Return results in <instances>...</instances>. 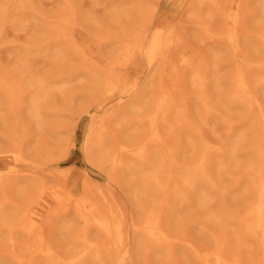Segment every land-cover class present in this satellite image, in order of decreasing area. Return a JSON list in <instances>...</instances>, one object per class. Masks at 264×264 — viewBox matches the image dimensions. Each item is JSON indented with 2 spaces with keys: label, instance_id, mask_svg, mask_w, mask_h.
Returning <instances> with one entry per match:
<instances>
[{
  "label": "bare ground",
  "instance_id": "obj_1",
  "mask_svg": "<svg viewBox=\"0 0 264 264\" xmlns=\"http://www.w3.org/2000/svg\"><path fill=\"white\" fill-rule=\"evenodd\" d=\"M6 1V0H5ZM10 1V0H9ZM12 1V0H11ZM16 1H18V0H15V2H13L15 5L14 6H16ZM29 1V0H28ZM63 2H60L59 0H58V2L59 3H64V5H59V3H57L58 5V7L56 8L57 10H59V6H62L61 8H62V10H61V8H60V10H61V14H60V16H59V13L58 14H56L58 17H59V19L58 18H56V16H55V19L56 20H59V22L60 23H62L61 25H62V28H63V30H62V32H61V29L62 28H60V26H59V31H60V38L59 39H61L60 41H59V39H58V37L59 36H57L58 34H57V32H59V31H55L54 33L55 34H57L56 35V39H58L57 41H59V42H62V43H60V44H63V46H61V48H62V51H63V54H65L64 52H67L68 51V53L66 54L67 56H68V54L70 53V54H72L73 55V59L74 58H76V59H78L79 60V62H81V64H79L80 65V72H82L83 71V77H84V79H85V81H84V79H82V78H77L78 76H79V70H76V71H71L70 70V73L71 74H69V75H71V76H73V73H74V75H77V81H78V79H79V81L80 80H82V85H86V86H91V88H89V91H88V89H87V87H85V89L87 90V93H84L85 95H83V96H86V94H88V96L87 97H89V100L92 102V105H93V109L95 110V111H100L101 112V114L99 115L100 117H95V121L93 122V125L92 126H90L89 127V129H88V131H87V138L85 139V150H84V152L88 155L89 154V152L92 150V149H94V150H96V151H98V153L96 154V155H98L99 154V158H101V157H103V163L104 162H106V164H108L109 163V165H111V169L112 168H114L115 169V171H116V169L118 170V167H122V166H124L125 165V156L126 155H133L134 157H135V159L133 160V165L132 166H136V171H138L139 172V175H140V181L141 182H143V183H145V185L146 184H151L152 186H151V189H152V187H153V189H155L156 191L158 190V191H162V190H164V191H168V190H170V187L172 188V186H173V184L174 183H176L175 181H174V183H172L171 181H173V180H175V179H177V181H179V182H177L176 184L178 185V183H180V184H182L183 186L182 187H184V193H185V191H186V193L185 194H182V187L180 186L179 188H180V192H181V194H182V196H181V199H186V201L187 200H189L188 198H186L187 196L186 195H188L189 193V195L191 196V192H194L196 195H198V198H197V196H195V198H197L198 200H194V199H192L193 197H191V199L193 200V201H200L199 202V206L203 209V210H206V206L208 207L209 205V197H208V193L206 194L205 193V190H204V192H203V188H208L210 191H212V194L214 193H216V192H214V191H217V187L218 186H216V184H218V182H214L213 180H215V179H212V177H214V176H211V175H213V174H211V173H209V168H210V165H211V160H212V158H211V154H212V152H213V155L215 156V154H214V151H215V153H217L218 151H219V149H220V151H219V153H220V155H219V159H218V163H216V165L218 164L219 166H221L222 167V165L226 162V159L228 158V156L230 155V154H232V153H234L236 150H237V146H238V144L239 143H241V142H243V140L244 139H246L247 138V140H248V138H249V140H248V151L251 153V155H252V157L254 158H252L253 160H251L250 159V161H247V163H244V164H242V165H239V167L240 168H238V169H240L239 170V173H238V176H233V177H231V179H230V177H229V179L230 180H233V182L234 183H240L239 181H240V179H242V180H244V182L243 183H245V185H244V188H243V186L241 187V189L243 188L244 189V191H241V192H243V194H244V192L248 195L249 194V200H248V202H246V205H244V207H242L241 206V213H238V214H240V218L238 217V221H239V224H238V227L236 228V234H238V235H240V238L238 237V239H239V241L236 243L237 245H239V244H243V246L245 245V244H247V245H249L248 246V249L251 251L252 249L250 248V246L252 247V246H255L256 248H257V250H258V254H259V257H260V264H264V110L262 109V108H258L257 110L259 111V112H255V113H253V111L254 110H256V106H255V103H253L252 102V100L249 98V90H255L256 89V91H257V89L258 88H254L255 86L257 87V86H261L262 88H263V90H264V27L258 32V33H256V34H254V35H251V36H246L245 37V39H244V41L245 42H243V43H248V44H254L253 46H254V48H255V50H256V52L255 53H259L258 55H257V57L260 55V58L257 60V61H247V62H245V63H243V66H241L240 68L239 67H237V66H234L231 70H230V74H228V78L226 79V85H227V91H226V94H224L225 96H223L224 97V101L222 102V101H219V100H217L218 101V103H220V102H222L221 104H218V105H220V106H218V111H219V114L220 113H222V112H224V111H226V110H224V109H226L227 108V106H229V105H237V106H239V107H241L242 109H240V110H243V113L245 114V116H246V119H245V122H246V129H245V131H243V132H239V133H234V131L232 130V127H229V130L227 131V134H228V138L229 139H231L232 140V144H231V147L230 146H228L229 148H231L232 150H230V154L227 156V158H226V156H225V153H224V151H222L221 149L222 148H215L214 146H213V144H214V142H213V144H212V140H211V142L209 141V139H211V138H209L208 139V137H206V135L203 133L202 134V130H200L201 129V127H203V125H204V123H207V119H209V117H215L216 116V119L217 118H219L220 119V117L221 116H217V114H216V111H217V107H214V105L212 104V102H211V99H210V96L207 94V90H208V88H207V84H208V81L206 80V76H205V71H204V66H203V62H205L204 60H206V59H202L203 58V56L202 57H199L197 54H196V49H195V51H194V49H193V47H190L189 46V44H188V42H187V40L185 39V37H184V26L185 25H182L183 24V20H177V21H174L175 20V18H171V12L168 10L167 12L165 11L164 13H159L158 15H156V16H154L155 14V12L156 11H154V10H156L155 8L154 9H152V8H147V9H143L142 7H139V6H137V8H135V10H134V8H133V10L135 11V12H138L137 14H136V20L133 22V23H131L130 21L128 22H126V18H127V16H125V17H123L122 18V20L121 21H125V22H123V23H125L126 25H123L119 20H117L118 18H120L121 16H122V14L123 15H128V14H126L124 11H126V10H124V8H123V13H121L118 9H115L114 8V11H111V10H109V12L112 14V12H113V16H115V15H117V17H115L116 19L115 20H113V21H116V22H114V25L112 24V26L110 25V27H107V26H105V27H107V29H105V32L104 33H102V27H100V26H103V25H101L100 23V21H96V23L98 22L99 23V28H101V31L99 32V33H101V34H98V31H97V29H95L96 31H97V33L95 32V31H91V29H90V31L92 32V35H93V44H95V49L97 50L96 52L95 51H93V47H92V44H88V43H86V41H83V42H80L79 44H78V42H77V38H76V36L75 35H68L66 32V29L68 28V26L70 27L71 26V24L72 23H74V21L76 20L77 21V13L78 12H81L80 10H78L77 11V9L75 8V7H73L74 5H72L71 4V6L69 5H65V4H70V3H68L67 1H71V0H62ZM113 1V0H112ZM117 1H119V0H117ZM122 0H120V3H123V2H127L126 0L124 1L123 0V2H121ZM261 1H264V0H261ZM22 2V1H21ZM24 3H25V0L23 1ZM179 2H183L184 3V5L186 6L185 8H186V10H188L189 12H192L193 14H195V16L198 18V24H196L197 26H198V29H199V34H200V36L201 37H205V38H207V40L205 39V41H208L210 44H211V47H212V49H214L213 48V46L212 45H219L220 46V44L219 43H224V41H229L231 44H232V47L234 48V47H236V51H237V43H236V39H235V34L237 33V31L239 30V28L241 27V24H243L244 23V20H247L248 18H246L244 15L245 14H247L245 11L246 10H244V3H241V2H237V0H225V1H222V0H172V3L174 4L173 6H175L177 3H179ZM0 3H1V1H0ZM3 3H4V0H3ZM12 3V2H11ZM11 3H9V2H7V4H11ZM18 3V2H17ZM29 3H30V1H29ZM72 3V2H71ZM112 3H114V1L112 2ZM116 3V2H115ZM263 3V2H262ZM5 4V3H4ZM3 4V6H5V5H7V4H5L4 5ZM24 5L23 3H20L19 5L21 6V9L23 8L22 7V5ZM117 4V3H116ZM264 4V3H263ZM1 5H2V3H1ZM8 5V6H9ZM19 5H18V7H19ZM27 6L29 5V4H26ZM120 6H121V4H119ZM126 5V4H125ZM166 5V4H165ZM3 6H2V9H4L3 8ZM123 6H124V3H123ZM122 6V7H123ZM173 6H171V7H173ZM1 7V6H0ZM12 7V5H10V8ZM26 7V6H25ZM116 7H118L117 5H116ZM14 8H16L17 9V7H13V9ZM26 8H28V7H26ZM77 8H79V7H77ZM109 8H112V5H111V7H109ZM125 8H128L127 6L125 7ZM1 9V8H0ZM19 9H20V7H19ZM18 9V10H19ZM55 9V10H56ZM130 8H128L127 9V11L129 10ZM132 9V8H131ZM141 9V10H140ZM15 10V9H14ZM23 10V9H22ZM22 10H20V11H22ZM29 11H32L31 10V7H29V9H28ZM139 10H140V12H139ZM16 11V10H15ZM25 11H27V9L25 10H23L22 11V13H24ZM33 11H34V9H33ZM32 11V12H33ZM132 11V10H131ZM154 11V12H153ZM261 11H262V9H261ZM55 12V11H54ZM109 12L107 13L108 14V16H107V18L108 17H110L111 15H109ZM203 12H206V15L205 16H207V19L206 20H203V18L205 19L206 17H202V18H200L201 17V14L203 13ZM252 12V11H251ZM260 12V11H259ZM262 12H264V11H262ZM0 13H3V12H1L0 11ZM21 12H20V15L22 14ZM28 13V15H29V12H27ZM34 13V12H33ZM47 13V12H46ZM56 13V12H55ZM82 13V12H81ZM125 13V14H124ZM128 13V12H127ZM134 13V12H133ZM191 13V14H192ZM5 14V13H4ZM26 14V13H25ZM35 14V13H34ZM42 14H44V13H42ZM51 14H54V13H51ZM131 13H129V15H130ZM252 14H255V13H252ZM252 14H250L249 13V15H252ZM261 14V13H260ZM23 15V14H22ZM22 15H21V17H22ZM32 14H30L29 16L32 18V16H31ZM47 15H49V14H47ZM79 15V14H78ZM81 15V14H80ZM83 15V14H82ZM128 15V16H129ZM249 15H248V17H249ZM258 16H260L259 14H257ZM262 15H264V13H262ZM261 15V16H262ZM24 16H27V15H24ZM23 16V17H24ZM29 16L27 17V19H24V18H20V16H19V18H20V20L19 19H17V20H19V21H21L20 23H22V19H24L25 21L27 20V21H29L28 20V18H29ZM53 16V15H52ZM84 16V15H83ZM89 16V15H88ZM87 16V17H88ZM119 16V17H118ZM215 16H217V17H219L220 18V20H221V24H223L222 25V28L221 29H219V30H217L215 27L218 25H216L215 27H214V24L217 22V20H216V22L212 25V17H215ZM254 16V15H253ZM0 17H3V14L1 15L0 14ZM5 17V16H4ZM7 17V16H6ZM5 17V18H6ZM43 17V16H42ZM41 17V18H42ZM79 18L80 17H82V16H78ZM86 17V16H85ZM86 17V18H87ZM106 17V16H105ZM112 17V16H111ZM217 17H215V18H217ZM250 17H252V16H250ZM35 18V17H34ZM33 18V19H34ZM43 18H45V17H43ZM49 18H52L51 16L49 17ZM54 18V17H53ZM53 18H52V20H53ZM89 18V19H88ZM87 19H85L86 21L87 20H90L91 21V16H89ZM107 18H105V20L109 23V20L111 19H109V20H107ZM113 18V17H112ZM252 18H254V17H252ZM261 17H259V21L260 20H262V19H260ZM263 18V17H262ZM4 19V18H3ZM15 19V18H14ZM13 18H12V20H10V21H12V22H16L17 20H14ZM36 19V18H35ZM53 20V21H56V20ZM83 19V20H84ZM93 19V18H92ZM200 19H202V20H200ZM5 20H7V18L5 19ZM14 20V21H13ZM31 20V19H30ZM46 20H47V18H46ZM46 20H43L44 22L46 21ZM82 19H79V21H81ZM104 20V19H103ZM104 20V21H105ZM127 20H129V18H127ZM197 20V19H196ZM254 20V19H253ZM263 20H264V18H263ZM3 21V20H2ZM32 21H34V20H32ZM49 21V20H48ZM51 21V20H50ZM49 21V22H50ZM79 21H78V23H79ZM86 21H83L84 22V25H87V23H88V21H87V23L85 24V22ZM89 21V22H90ZM93 21V20H92ZM91 21V22H92ZM106 21H105V23H106ZM111 21V20H110ZM112 21V22H113ZM257 21V20H256ZM3 22H5V21H3ZM7 22V21H6ZM14 22V23H15ZM18 22V21H17ZM82 22V21H81ZM80 22V23H81ZM93 22H95V21H93ZM190 22V21H189ZM213 22H214V20H213ZM219 22V21H218ZM248 22V21H247ZM255 22V21H254ZM0 23H1V21H0ZM20 23H18L19 25H20ZM24 23V22H23ZM22 23V24H23ZM43 23V22H42ZM47 23V22H46ZM55 23V22H54ZM97 23V24H98ZM103 23V22H102ZM131 23V24H130ZM253 23V22H252ZM16 24V23H15ZM90 24V23H89ZM92 24V23H91ZM90 24V25H91ZM195 24V23H194ZM250 24H251V22H250ZM255 24H256V22H255ZM258 24H259V22H258ZM257 24V25H258ZM262 24V23H261ZM44 25H46V24H44ZM43 25V26H44ZM57 25H59V24H57ZM73 25V24H72ZM75 25H78L77 24V22L73 25V26H75ZM93 25V24H92ZM92 25H91V27H92ZM220 25V24H219ZM248 25V24H247ZM263 25V24H262ZM1 26V25H0ZM12 26V25H11ZM14 26V25H13ZM17 26V25H16ZM16 26H14V27H16ZM23 26V25H22ZM36 26V25H35ZM94 26V25H93ZM98 26V25H97ZM186 26H188V25H186ZM191 28L193 27V25L191 26V24L189 25ZM243 26V25H242ZM251 26L253 27V25L251 24ZM256 26V25H255ZM264 26V25H263ZM3 27V26H2ZM20 27V26H19ZM37 27V26H36ZM36 27H34V28H32V29H34L35 30V28ZM48 27H51V26H47V28ZM54 27H56V25H54ZM78 27V26H77ZM80 27V26H79ZM78 27V28H79ZM95 27V26H94ZM104 27V26H103ZM260 27H262V26H260ZM23 28V27H22ZM45 28V27H44ZM47 28L46 29H44L45 31L47 30ZM71 28V27H70ZM74 28V27H73ZM76 28V27H75ZM93 28V27H92ZM187 28V27H186ZM193 28H196V27H193ZM244 28V27H243ZM0 29H2V28H0ZM15 29V28H14ZM16 29H18L17 27H16ZM42 29H43V27H42ZM42 29H39V31H42ZM52 29V28H51ZM50 29V30H51ZM56 29H57V27H56ZM82 29V28H81ZM85 29V28H84ZM252 29V28H251ZM34 30H32L33 32H34ZM48 30H49V28H48ZM54 30V29H53ZM68 30V29H67ZM92 30H94V29H92ZM104 30V29H103ZM2 31V30H1ZM1 31H0V33H1ZM73 31V30H72ZM79 31V30H78ZM77 31V32H78ZM90 31H84V33H85V36L86 37H88L87 36V32H89L90 33ZM240 31V30H239ZM34 33H36V31L34 32ZM37 33H39L38 31H37ZM42 33V32H41ZM41 33H39V34H41ZM43 33H45V35H47L48 34V31H47V34H46V32H43ZM69 33V32H68ZM79 33V32H78ZM245 33V32H244ZM54 34V35H55ZM71 34H73V33H71ZM196 34V33H195ZM242 34V33H241ZM42 36H43V34H41ZM41 35H39V36H41ZM45 35L43 36V37H45ZM49 35H51V34H48V36ZM54 35H52V36H54ZM91 35V34H90ZM243 35H246V34H243ZM32 36V35H31ZM199 36V35H198ZM42 37V38H43ZM83 37V36H82ZM188 37V36H187ZM190 37V36H189ZM195 37H196V35H195ZM194 37V38H195ZM242 37V36H241ZM38 38V37H37ZM37 38L35 37V40H37ZM51 38V37H50ZM84 38V37H83ZM30 39H32V38H30ZM39 39V38H38ZM53 39V38H52ZM56 39H55V42H57L56 41ZM81 39V38H80ZM79 39V40H80ZM188 40H189V38H187ZM197 39V38H196ZM242 39V38H241ZM35 40H33V42L35 41ZM44 40H45V38H44ZM48 40V39H47ZM50 40V39H49ZM48 40V41H49ZM192 40L193 39H191V42H192ZM198 40V39H197ZM201 40H204V39H201ZM239 40V39H238ZM47 41V42H48ZM194 41H196V40H194ZM30 42V41H29ZM31 42H32V40H31ZM30 42V43H31ZM32 42V43H33ZM35 42H37V41H35ZM77 42V43H76ZM189 42H190V40H189ZM190 42V43H191ZM202 42V41H201ZM46 43V42H45ZM195 43V42H194ZM193 43V44H194ZM208 43V44H209ZM241 43V42H240ZM42 44H44V43H42ZM48 44V43H47ZM55 44V43H54ZM53 43H52V45H54ZM58 42H57V46H58ZM207 44V43H206ZM247 44V45H248ZM28 45V44H27ZM33 45V44H32ZM35 45V44H34ZM33 45V46H34ZM36 45H38V44H36ZM52 45H49V47L50 46H52ZM56 45H54V46H52V47H54L55 48V46ZM110 46V47H112V49H113V51L111 52L112 53V55H111V58L109 57H105V55L102 53V48H103V50H104V46ZM226 45V44H225ZM244 45V44H243ZM32 46V47H33ZM42 46V45H41ZM56 46V48H58ZM193 46V45H192ZM240 46V45H239ZM251 46V45H250ZM27 47V46H26ZM25 47V48H26ZM52 47H51V49L50 50H52ZM208 47V46H207ZM241 47V46H240ZM239 47V48H240ZM246 47H248V49H249V46H246ZM24 48V49H25ZM44 48H46V45H45V47H43L42 49H44ZM47 48H48V46H47ZM197 48V47H196ZM243 48V47H242ZM28 49V48H27ZM38 49H40V48H38ZM41 49V51H43ZM109 49V47H107V50ZM199 49V48H198ZM197 49V50H198ZM202 49H203V47H202ZM207 49V48H206ZM220 49V48H219ZM247 49V50H248ZM253 49V48H252ZM45 51H46V49H44ZM48 50H49V48H48ZM48 50L46 51V53L48 52ZM58 50H61L60 49V47H59V49ZM105 50H106V47H105ZM217 50V49H216ZM216 50H213V53H214V51H216ZM225 50V49H224ZM243 50H245V48L243 49ZM243 50H241V52H243ZM255 50H253V51H255ZM30 51H31V49H30ZM56 51V49H53V52H55ZM111 51V50H110ZM202 50H200L199 52H201ZM222 51V49L221 50H219V52H217L218 54L219 53H223L224 54V52H221ZM29 52V51H28ZM39 52H40V50H39ZM209 52H211L210 51V48H209ZM44 52H42V53H40L42 56L43 55H45V54H43ZM50 54L52 53V52H49ZM58 53V52H57ZM60 53H62V52H60ZM60 53H58L57 55H59V56H61V54ZM105 53H106V51H105ZM108 53V52H107ZM107 53H106V55H107ZM110 53V54H111ZM254 53V54H255ZM53 54V53H52ZM70 54H69V56L68 57H70ZM109 54V53H108ZM109 54V55H110ZM209 54H211V53H209ZM216 54V53H215ZM222 54V56H224L223 58H225L226 56V52H225V55H223ZM54 55V54H53ZM56 55V54H55ZM55 55H54V57H55ZM65 55V56H66ZM208 55V54H207ZM242 55H244V53H242ZM252 55V54H251ZM25 56V55H24ZM24 56H23V63H25L24 62ZM46 56H48L47 54H46ZM45 56V57H46ZM52 56V55H51ZM209 56V55H208ZM213 56V55H212ZM214 56H216V55H214ZM214 56L212 57L213 59H212V63H213V61H214ZM218 56H220V54L218 55ZM218 56H216V57H218ZM254 55H252L251 57H253ZM53 57V56H52ZM53 57V58H54ZM62 57V56H61ZM67 57V58H68ZM246 57V56H245ZM254 57H256V56H254ZM22 58V57H21ZM21 58H19V60L21 61V63L19 62V65L20 64H23L22 63V59ZM26 58V57H25ZM44 58V57H43ZM47 58V57H46ZM48 58H50V56L48 57ZM67 58H65V57H63L62 59H60L61 61L63 60V59H65L67 62H68V60H67ZM226 58H228V55H227V57ZM229 58H230V56H229ZM247 58V57H246ZM56 59H57V57H56ZM72 59V58H71ZM70 58H69V60L70 61H74V63L75 62H77V61H75V60H71ZM144 59V62H142V65H143V68H141L140 67V61L141 60H143ZM217 59H219V58H217ZM220 59H221V57H220ZM219 59V60H220ZM251 59V58H250ZM18 59H17V61H16V63L18 64V61H19ZM47 60V64L50 62L51 63V61H49L50 59H46ZM45 60V61H46ZM59 60V57H58V60H56V61H53V59H52V61L55 63V65L57 64V61H59L58 62V65H59V63H60V65L61 66H57V67H62V65L63 64H65L63 61L61 62ZM211 60V59H210ZM216 60V59H215ZM219 60H218V63H219ZM248 60V59H247ZM252 60V59H251ZM28 61V60H27ZM49 61V62H48ZM233 61H235V60H233ZM66 62V63H67ZM78 62V63H79ZM214 62H216V61H214ZM27 63V62H26ZM26 63H25V65H26ZM29 63V62H28ZM27 63V64H28ZM61 63H63V64H61ZM69 63H71V65H72V62H69ZM73 63V64H74ZM78 63L77 64H74L73 66H75V65H78ZM211 63V65H212V67H213V64ZM218 63H217V65H218ZM221 63H222V61H221ZM220 63V64H221ZM226 63V62H225ZM224 63V64H225ZM16 64V65H17ZM208 64V63H207ZM223 64V63H222ZM221 64V65H222ZM224 64L222 65L224 68H225V70H226V68H227V72H228V66L226 67V64H225V66H224ZM230 64H232L231 62H230ZM19 65H17V69H18V67H21V65L19 66ZM29 65H30V63H29ZM50 65V64H49ZM53 65V64H52ZM52 65L51 66H49V69H50V72H51V70L53 69V67H52ZM71 65H64V67L66 66H68V68H70V66ZM79 65H78V67H79ZM204 65H205V63H204ZM210 65V64H209ZM208 65V66H209ZM210 65V66H211ZM24 66V65H23ZM28 66V65H27ZM209 66V67H210ZM256 67L259 71H258V74L257 75H253L252 77H249L248 76V74H247V71H246V69L248 68V67ZM25 67V66H24ZM51 67V68H50ZM55 67V66H54ZM56 67V72L55 73H57V72H59L60 70L58 69ZM63 67V68H64ZM214 67L216 68V67H218V66H216L215 65V63H214ZM214 67H213V69H214ZM220 67V66H219ZM23 68V67H22ZM222 68V67H221ZM223 68V69H224ZM27 69L29 70H31V68H29V67H27ZM49 69L48 68H46V70L48 71V74H47V72L46 71H43V73L42 74H44V72H46L44 75V77H46L47 75H48V77H49ZM61 69V68H60ZM71 69H73V68H71ZM128 69H135V70H138V69H140V72H142V75H141V77L144 75L145 77H146V75H147V72H148V74L149 73H151L152 74V72H153V77H152V75H151V77L150 78H152V79H150V85H149V87H148V84L147 83H149V80L147 79V81L148 82H146V84H147V87H148V89L149 90H147V88L146 89H143V91L140 89L138 92L139 93H137V89H138V83L140 82L139 80L141 79V77H135V79L134 80H132V82H127V77L123 74V73H121V72H126V73H128ZM218 69L219 68H216L215 70L217 71V73L218 72H220L221 70H219L218 71ZM12 71H14L13 69H11ZM11 70L9 71V72H11ZM19 70H21V71H25L26 70V68H23V69H19ZM248 70V69H247ZM253 70V69H252ZM252 70H250V71H252ZM1 72H0V75L2 74L3 75V73L5 72V71H7V70H3V73H2V70H0ZM15 71H16V69H15ZM14 71V72H15ZM21 71H19V72H21ZM62 72L64 71L65 72V70L64 69H62L61 70ZM133 71V70H132ZM152 71V72H151ZM184 71V72H183ZM214 71V70H213ZM249 71V70H248ZM249 71V72H250ZM14 72H12V74L14 73ZM18 72V74H21V73H19ZM25 72H27V70L25 71ZM24 72V73H25ZM54 71L52 70V73H53ZM67 72V71H66ZM139 72V73H140ZM6 74V76L4 75V77H5V79L7 78V77H9V78H7L8 79V82H9V79H10V76H8L7 74V72H5ZM24 73H22V76L24 75ZM78 73V74H77ZM137 73V72H136ZM135 73V74H136ZM223 73V70H222V72H221V74ZM251 74H253L254 72H250ZM12 74H9V75H11V78L13 77V79H15L14 80V82L17 84L18 82L21 84V82L18 80V82H16L17 81V78L18 79H20L19 77L21 76H19L17 73V75L18 76H16V77H14L15 76V73H14V75L12 76ZM26 74V73H25ZM27 74H31V73H27ZM47 74V75H46ZM54 74V73H53ZM52 74V75H53ZM61 73L59 72V75H60ZM129 74V73H128ZM127 74V75H128ZM188 74V75H187ZM220 73H219V75H221ZM225 71H224V73H223V78H224V76L225 77H227L226 75L227 74H225ZM250 74V75H251ZM261 74H262V76H261ZM1 75V76H2ZM38 76H40L39 74H37ZM52 75L50 74V76L52 77ZM57 75V74H56ZM55 74H54V76H56ZM64 75V74H63ZM68 74H65V76H67ZM69 75L67 76V77H65V76H63V77H65V78H63V80H65L66 81V79L71 83L72 81H74L73 80V78L70 76V80H71V78H72V80L70 81L68 78H69ZM186 75H187V77H186ZM219 75H217V76H219ZM27 76V75H26ZM38 76H36V77H38ZM42 76V75H41ZM53 76V78L54 79H56L57 80V78H55ZM216 76V77H217ZM3 77V78H4ZM29 77V76H28ZM33 77H35V76H32V82L30 83L29 82V78H27L26 77V79H28V80H26V82L28 81L29 82V84H30V86H31V88H33V95L32 94H30V91H29V94H30V96H31V98L32 99H30V100H33L32 102H35L36 100H38L39 98L40 99H43V98H41V97H43V96H46L47 94V92H49V94H50V89L51 88H53V85H51V83L49 84V85H51L50 87V89H49V85H47L45 82V80L44 81H42L41 79H40V77H38L39 79H35V78H33ZM43 77V76H42ZM41 77V78H42ZM43 77V78H44ZM50 77V78H51ZM58 77V76H57ZM73 77H75V76H73ZM132 77V76H131ZM130 77V78H131ZM221 77H222V75H221ZM221 77L220 78H218V80L219 79H221ZM2 77H0V79H1ZM2 78V79H3ZM24 78H25V76H24ZM184 78H185V80L187 79L188 80V85H190L191 86V88L192 89H194L195 90V94H196V101L195 100H193V96H192V100L193 101H195L196 103H197V110H200V113L199 112H197L198 114H200V118L198 117V118H196V120L198 119V121H199V119H201V121L203 122V125H201V127L199 128V127H197V125H199V123H198V121L196 122L197 124H195L194 125V123L192 124L191 123V121H193V119H195V118H190L189 120L187 119L188 118V116L189 115H187V116H185V114H184V112H185V109L187 108H183V107H179V106H183L182 104H184V103H182L185 99L183 98V99H180L179 97H178V95H180V94H182V91H183V81H184ZM213 78V77H212ZM1 79V80H2ZM7 79H6V81H7ZM12 79V80H13ZM22 79V78H21ZM31 79V78H30ZM48 79V78H47ZM225 79V78H224ZM223 79V80H224ZM62 80V79H61ZM61 80H60V82H61ZM217 80V81H218ZM3 81H5V80H3ZM2 81V82H3ZM5 81V82H6ZM53 81V80H52ZM65 81H62V84H64L63 82H65ZM84 81V82H83ZM89 81V82H88ZM216 81V82H217ZM220 82L222 81V79L221 80H219ZM12 82V81H11ZM11 82L10 83H8L7 85H6V87L8 88V89H6V90H10L13 86H11V85H9V84H11ZM27 82V83H28ZM69 82H65V84L64 85H66V83H69ZM89 83V85H88V83L87 84H83V83ZM18 83V84H19ZM49 83V82H48ZM59 84V81L58 82H56V83H54V85H56V84ZM69 83V84H70ZM77 83V82H76ZM79 83V82H78ZM222 83V82H221ZM224 83V82H223ZM1 84H4V82L3 83H0V85ZM26 83H24L23 82V85H25ZM29 84H26V85H28V89L27 90H29ZM53 84V83H52ZM68 84V85H69ZM72 84V83H71ZM146 84H144L145 86H146ZM185 84H187V82H185ZM184 84V85H185ZM220 84V83H219ZM225 84V83H224ZM8 85H9V87H10V89H9V87H8ZM13 85L14 86H17V85H15L14 83H13ZM63 85V86H64ZM68 85L67 86H65V87H68ZM74 85H75V83H74ZM77 85V84H76ZM143 85V86H144ZM221 85V84H220ZM19 87H21L20 85H18ZM17 86V87H18ZM62 86V85H61ZM61 86H59V85H57V87H59V89H60V87ZM62 86V87H63ZM71 86V85H70ZM69 86V89L70 88H72L73 86H71L70 87ZM223 86V85H222ZM222 86H221V89L223 90V88H222ZM251 86H253V89H250V87ZM0 87H2L1 88V90L0 91H2V92H7V94L8 93H10V92H8V91H6L5 90V88H4V90H3V85L2 86H0ZM19 87H18V89H19ZM23 87V86H22ZM65 87H63V89L65 90L66 88ZM77 87V89L79 88V86H76ZM83 88H84V86H82ZM186 87V86H185ZM216 87H218V86H216ZM224 87H226V86H224ZM14 88V87H13ZM13 88L11 89L12 91H15V92H13V94H12V92H11V94H12V97H14L15 98V93H17V91L18 90H13ZM26 88V87H25ZM55 88V87H54ZM219 88V87H218ZM15 89V88H14ZM17 89V88H16ZM20 89H23V88H20ZM49 89V90H48ZM58 89V90H59ZM62 89V88H61ZM60 89V90H61ZM63 89L61 90V91H63ZM68 89V88H67ZM65 90L66 92H69V94L71 93V89L70 90ZM75 89V88H74ZM73 89V90H74ZM72 90V95L74 94L75 95V91H76V95H79L80 93V91H78V90ZM80 89V88H79ZM220 89V88H219ZM10 90V91H11ZM24 90V89H23ZM48 90V91H47ZM52 91H53V89H51ZM55 91L57 90V88L56 89H54ZM81 90V89H80ZM145 90H147V92H148V94L147 93H142V92H144ZM191 90V89H190ZM218 90V89H217ZM226 90V89H225ZM19 91H21V90H19ZM18 91V92H19ZM25 91V90H24ZM142 91V92H141ZM187 91V90H186ZM219 92L221 91V90H218ZM2 92L0 93V96L2 97ZM22 93H23V91H21ZM58 92V91H57ZM56 92V93H57ZM86 92V91H85ZM255 92V91H254ZM79 93V94H78ZM186 93V92H185ZM19 94H21L20 92H19ZM19 94H17V95H19ZM24 94V93H23ZM20 95V96H24V95ZM58 94V93H57ZM62 94L63 95H61V92H60V94L58 95L59 97L61 96V98H62V96H63V99L62 100H66V99H64L65 97H64V94L65 93H63L62 92ZM67 95H68V93H66ZM66 94H65V96H66ZM82 94V93H81ZM145 96H148L149 94V98L147 99V97H144V95ZM147 94V95H146ZM188 94V93H187ZM221 94H222V92H221ZM16 95V96H17ZM26 95V94H25ZM74 95L72 96V97H74ZM143 95V96H142ZM191 95V94H190ZM220 95V94H219ZM4 96H7V95H4ZM9 96V95H8ZM133 96V97H132ZM12 97H10V98H12ZM25 97V96H24ZM27 97V96H26ZM68 97L70 98L71 97V94H70V96L68 95ZM67 97V98H68ZM130 97V102H129V104H130V108H129V110L131 111H133V112H135L136 113V111H138V112H142V116H141V121H138L137 119H135V120H137L139 123H137V125L141 128V129H143L144 131V133L140 130L139 131V127H138V130H137V132L139 131V133L138 134H140V132H141V134L143 133V137L141 138L139 135H138V137H140V139L136 142V143H133V144H130V145H127L126 143L124 144L123 142L122 143H120V141H118L117 140V136H115V135H113L112 134V128H111V124L113 123V121H115V118H116V115L117 114H119L120 112H122V111H124V109H126V108H124V104L123 103H125L126 101L125 100H127L128 98ZM142 97H144V98H146V100L144 101V102H141V100L142 99H144V98H142ZM184 97H185V95H184ZM188 97L189 96H187V101H189V99H188ZM9 98V97H8ZM20 98H23V97H20ZM68 98V99H69ZM80 98V97H79ZM177 98L178 99H180V100H177ZM4 99H6V98H4ZM13 99V98H12ZM19 99V98H18ZM44 99H45V97H44ZM60 99V98H59ZM67 99V101H65L66 103L71 99H69L68 100ZM88 99V98H87ZM220 100H222V98H219ZM23 100V99H22ZM74 100V99H73ZM137 100V101H136ZM181 100H183V101H181ZM191 100V101H192ZM214 101L213 102H216V100L215 99H213ZM11 101H13L14 102V100H11ZM60 101V100H59ZM125 101V102H124ZM181 102V104L179 105V102ZM17 102V101H16ZM61 102H63V101H61ZM72 101H69V105H70V103H71ZM75 102H76V99H75ZM78 103H79V101H77ZM85 102V101H84ZM10 103V102H9ZM64 103V102H63ZM77 103V104H78ZM81 101H80V105H81ZM140 103V104H139ZM188 103H192V102H188ZM224 103V105L223 106H225V108L223 107V111L222 112H220V110H219V107H222L221 105ZM12 104H14V103H12ZM73 104H74V101H73ZM77 104L75 105L74 104V106L76 107L77 106ZM187 104V103H186ZM193 105H192V107L195 105L194 104V102L192 103ZM215 104V103H214ZM217 104V103H216ZM215 104V105H216ZM179 105V106H178ZM13 106V105H12ZM67 106H68V104H67ZM72 106V105H71ZM73 106V107H74ZM85 106V105H84ZM88 106H90V103H88ZM185 106V105H184ZM186 106H189V104L188 105H186ZM81 108H83V106H80ZM80 107H78L79 108V110H77V111H80V110H82V109H80ZM231 107V106H230ZM71 108V107H70ZM89 108V107H88ZM180 108H182V109H180ZM189 108H190V106H189ZM189 108H187V110H186V113L189 111L188 109ZM237 108V107H236ZM13 109V111H14V108H12ZM75 109H77V107L76 108H74V111L76 112V110ZM195 109H196V107H195ZM126 110H128V108L126 109ZM194 110V109H193ZM229 110V109H228ZM227 110V111H228ZM86 111H87V109H86ZM234 111H235V108H234ZM234 111H232V116L234 117V114H235V112L236 113H238L237 112V110L234 112ZM239 111V110H238ZM81 112V111H80ZM88 112H89V109H88ZM126 112H129V111H126ZM241 112V111H240ZM240 112H239V115H240ZM70 113V112H69ZM72 113V112H71ZM189 113H190V111H189ZM193 113V112H192ZM191 113V114H192ZM218 113V112H217ZM234 113V114H233ZM79 114V113H78ZM81 114H83V113H81ZM80 114V115H81ZM127 114V113H126ZM188 114V113H187ZM224 114V113H223ZM222 114V115H223ZM225 114H226V112H225ZM224 114V116H226ZM242 114V113H241ZM128 115V114H127ZM193 115H196L195 114V110H194V114ZM238 115V114H237ZM32 116H34L33 114H32ZM197 116H199V115H197ZM196 116V117H197ZM228 116V115H227ZM227 116H226V118H227ZM229 116H231V115H229ZM228 116V117H229ZM242 116H244V115H242ZM241 116V117H242ZM36 117V116H35ZM83 117V116H82ZM233 117H231V119L233 118ZM236 118V117H235ZM235 118H233V119H235ZM131 119V118H130ZM129 119V120H130ZM223 119V118H222ZM231 119H229V121L231 120ZM134 120V121H135ZM212 120V119H211ZM218 120V119H217ZM244 120V119H243ZM120 121H122V120H120ZM120 121H118V122H120ZM133 122V120L131 119L130 120V122ZM137 121H135V122H137ZM219 121V120H218ZM228 121V122H229ZM201 122V123H202ZM222 122V121H221ZM224 122V121H223ZM123 123V122H122ZM200 123V124H201ZM244 123V122H243ZM136 124V123H135ZM134 124V125H135ZM225 124V123H224ZM240 124V123H239ZM137 125H136V127H137ZM245 125V124H244ZM133 126V125H132ZM243 126V125H242ZM244 127V126H243ZM244 127V128H245ZM122 128V127H121ZM133 128H135V126L133 127ZM114 129V128H113ZM136 129V128H135ZM184 130V131H187L186 132V134L187 133H189V135L187 136V138H185L186 137V134H184V135H181V137L182 136H185L184 137V143L186 142V140H187V143H185V144H183V146L184 145H186L187 144V147H190V152L189 151H186L187 152V154H189V153H191V150L193 151V155H191V154H189V156L191 157V159H189V160H187V158H189V157H187V154H185V155H183L184 154V152L183 153H181V152H178V148L177 147H175V145L177 146V144H176V142H179V141H176V142H174L176 139H174L173 140V142L175 143V145L173 146V144H171V142H172V135H176L175 133H177L178 131L180 132V130ZM205 129V128H204ZM203 129V131H205ZM207 129H208V126H207ZM212 129V128H211ZM112 131V132H111ZM133 130H131V132H132ZM211 131V130H210ZM136 132V131H135ZM135 132H132V133H135ZM182 132V131H181ZM207 133V132H206ZM121 134V133H120ZM123 134V133H122ZM179 133H177V135H178ZM127 134H125V136H126ZM134 135H136L137 136V134H134ZM205 135V136H204ZM208 135V134H207ZM215 135V134H214ZM123 136H124V134H123ZM124 136V138H126L125 140L127 141V139H128V137H125ZM179 137H180V135H178ZM176 137V136H175ZM174 137V138H175ZM124 138H123V140H124ZM171 138V139H170ZM177 139H178V137H176ZM130 139V138H129ZM169 139L171 140V142L169 141ZM124 140V141H125ZM182 141V140H181ZM129 143H130V141H128ZM172 142V143H173ZM132 143V142H131ZM182 143H183V141H182ZM217 144H218V141L216 142ZM215 143V144H216ZM224 143V142H223ZM180 144V143H179ZM217 144L215 145V146H217ZM225 144L227 145V143L225 142ZM224 144V145H225ZM220 144H218V146H219ZM221 145H222V143H221ZM16 147H17V145H15ZM181 146V144L180 145H178V147H180ZM16 147H13L14 149L13 150H9L10 151V153H9V155H7V156H2L3 158V160H4V163L7 165V167H9V168H7V170H6V173H5V176H6V178L4 177V175H2L1 173H0V190L2 191H0L2 194H3V192L5 191V193H6V190H8L9 189V187H10V184H11V180L9 179V178H11V179H13L12 177L14 176V173H17V171H18V168H16L15 166H12L13 164L14 165H17V166H23V167H25L26 169H29V173H32V174H34V175H36V177H38V184L35 186L34 185V187H32L34 190H35V193L34 194H32V195H27V200L25 201V204H24V206L22 207V205L20 204V206L22 207L21 209H19L18 208V210H17V214H16V212H15V214H16V217H15V219H13V220H11V218H9L11 215L10 214H12L11 213V211H10V206H9V210H7V212L8 211H10V216L8 215V214H5V215H7L8 216V219H10V220H8V219H6L5 217H3L2 216V214H4V213H1V212H3V209H2V207L4 206L5 207V204H14V202L13 201H11L12 203H9L8 202V200L7 199H9L10 198V200H11V197L10 196H8L9 194H10V192L12 191V190H10V192H8L7 191V195H3L4 197H5V202L7 201V203H5L4 201H2V207H0V209L2 210H0L1 212H0V216H2L3 217V222L5 221V219H6V221H7V226L5 225V227H4V225L2 226V224H1V222H0V226L1 227H4V228H6V230L8 229V232L6 231V233H8V235L9 234H11V231H12V229L15 231V228L14 227H16V229H18V230H21L22 232H23V234H25V235H27V238H28V240L26 239V241L27 242H23V240L22 239H20L19 237H18V235H17V240L19 239V241L18 242H16L15 240L16 239H14V237H12V236H14V235H16V233L15 232H13L12 231V233L13 234H11V235H9V238H7L8 239V243L11 245H9L8 243H7V241L5 242V241H3L4 243H5V245L6 246H10V247H12L13 246V251L14 250H20V248H22L23 246H21L23 243H24V247H23V251H22V249H21V251H22V253L20 254V255H16L17 253H15V255H13L12 253H11V251L9 250V251H7V249H8V247H7V249L5 248L6 246H4L3 248H2V250H3V252L4 251H7V252H10L9 253V255H11V256H16V257H14V260H13V262H14V264H33L34 262H36V259L37 258H39V260H40V262H41V259H43V261H44V259H45V262H44V264H60L61 262H63L64 261V263L63 264H82V262L85 260V259H87L88 260V258H89V261L88 262H91L92 261V259H94L93 260V262L95 261V260H97V262L99 263L100 262V264H106V262L105 263H102L105 259H103V256H105V255H107L108 254V252L107 251H110V254L111 253H113V252H111V251H118V249H117V247H119L118 246V244H123L124 243V238H125V235H126V225H124V223H126L125 221V219L124 218H126L125 216H124V213H123V210H122V207H121V202H120V204H119V200H117L115 197L116 196H114L113 194H111V193H106L108 190H104V189H102V188H100V187H96V186H91V185H89L86 181H82V195H80V196H76V194H74L75 192H73V188H74V182L72 181V182H69L68 181V179H69V171L67 170V169H63V170H56V172H51V175H50V177L52 178V180H53V183H54V186H53V188H52V190L51 191H46V189H44L43 187L44 186H46V185H44L45 184V174H44V169H43V167H41V166H38L37 164H33L32 162H29L28 161V159H26V156L22 153V152H20V151H18V149L16 148ZM186 147V146H185ZM184 147V148H185ZM181 148V147H180ZM179 148V149H180ZM184 148H183V150H184ZM225 148H226V146H225ZM186 149V148H185ZM228 149V148H227ZM16 150V151H15ZM223 150H224V148H223ZM225 151H227V150H225ZM185 152V153H186ZM229 152V151H228ZM246 152V151H245ZM248 152V153H249ZM23 155H22V154ZM227 153V152H226ZM242 153H243V151H242ZM249 153V154H250ZM85 154V155H86ZM180 154V156H181V154L183 155V156H186V157H183V162H181L182 163V165L180 166H178V164H177V158L178 159H180L179 157H178V155ZM244 154V153H243ZM249 154H247L246 153V155H249ZM217 155V154H216ZM237 155V154H236ZM245 155V154H244ZM25 156V157H24ZM235 156V155H234ZM233 156V157H234ZM238 156H239V154H238ZM250 156V155H249ZM97 157V156H96ZM240 157H242L241 155H240ZM86 158H88V157H86ZM98 158V157H97ZM186 158V159H185ZM218 158V157H217ZM216 158V159H217ZM236 158V157H235ZM239 158V157H238ZM238 158H237V160H238ZM91 159V158H90ZM89 159V160H90ZM247 159V158H246ZM243 160V159H242ZM181 161V160H180ZM215 161V160H214ZM241 161V160H240ZM108 162V163H107ZM216 162V161H215ZM239 161H237V162H235V159L234 158H229V160H227V162H226V164H229V165H231V167H230V169H232L231 171L233 172V174H234V167H236L237 166V163H238ZM242 162V161H241ZM91 163V162H90ZM102 163V164H103ZM12 164V165H11ZM105 164V165H106ZM241 164V163H240ZM215 164L214 163H212V165H211V170H213V166H214ZM225 165V164H224ZM218 166V168H220ZM109 167V166H108ZM225 167V166H224ZM229 167V166H228ZM227 167V168H228ZM104 168V167H103ZM105 168H107V166L105 167ZM215 168L216 167H214V170H215ZM237 168H235V172H236V169ZM128 169H130V167H128ZM229 169V170H230ZM22 170H24V169H22ZM109 170V169H108ZM107 169H106V171H108ZM220 170V169H219ZM219 170H217L218 172H216V170H215V174L217 175V173L219 174V177H221V181H220V183L221 182H223L222 181V176H220L221 174L219 173L220 171ZM227 170V169H226ZM229 170L228 171H225L224 173H226V172H229ZM114 171V170H113ZM114 171V172H115ZM222 171H223V169H222ZM231 171H230V173H231ZM21 172H23V171H21ZM113 172V173H114ZM121 172V171H120ZM56 173V174H55ZM223 173V172H222ZM122 174V173H121ZM121 174H120V176H121ZM131 174V173H130ZM214 174V175H215ZM227 174H229V173H227ZM227 174H223V178H226L227 176H229V175H227ZM19 175V174H18ZM115 174H113V176H114ZM123 175V174H122ZM215 175V176H216ZM227 175V176H226ZM235 175V174H234ZM120 176H118V178L120 177ZM127 176L128 177H130V175H129V173L127 174ZM138 177V176H137ZM217 177H218V175H217ZM218 177V178H219ZM31 178V177H30ZM30 178H28V179H30ZM123 178H124V176H123ZM216 178V177H215ZM217 178V179H218ZM113 179V178H112ZM126 179H128V178H126ZM126 179H120V180H126ZM129 179H131V178H129ZM136 179V178H135ZM228 179V178H227ZM228 179V180H229ZM32 180H34V177L32 176ZM132 180V179H131ZM134 180V179H133ZM219 180V179H218ZM223 180H225V181H227L226 179H223ZM35 181V180H34ZM33 181V182H34ZM115 181V180H114ZM123 181V182H124ZM127 181V180H126ZM125 181V183L127 184V182ZM140 181H138V179L136 180V181H134V182H136V183H138V182H140ZM29 182H31V181H29ZM132 182V181H131ZM170 182H171V186L169 185L170 184ZM229 182V184H230V181H228ZM216 183V184H215ZM231 183H232V181H231ZM22 184V183H21ZM25 184V183H24ZM31 184L33 185L34 183H32L31 182ZM134 184V183H133ZM148 184V185H149ZM222 185H223V183H221ZM227 182H226V185H229ZM236 184H235V186H234V190H236L237 191V189H235V187H236ZM142 185H144V184H142ZM144 185V186H145ZM225 184H224V186H226ZM232 185H234V184H232ZM242 185V184H241ZM20 185H18L17 187H19ZM22 186V185H21ZM101 186V185H100ZM147 186V185H146ZM145 186V187H146ZM150 186V185H149ZM238 186H240V184H238ZM237 186V187H238ZM12 187V186H11ZM17 187L15 188L14 187V191H19L18 189H17ZM26 186H24L23 187V189L21 188V190H23L24 191V188H25ZM102 187V186H101ZM129 187V186H128ZM134 187H138V186H134ZM20 188V187H19ZM86 188V190H84V189ZM133 188V187H132ZM139 188V187H138ZM144 188V187H143ZM143 188L141 189V190H143ZM150 188V187H149ZM174 188H175V186H174ZM173 188V189H174ZM226 188V187H225ZM17 189V190H16ZM50 189V188H49ZM145 189V188H144ZM148 189V188H147ZM152 189V190H153ZM198 189L200 190L199 192H198ZM220 189V188H219ZM231 190L233 189V188H230ZM238 189H240V188H238ZM26 190V189H25ZM133 191H134V189H132ZM132 190H130V192L132 191ZM137 190V189H136ZM152 190H150V189H148L147 190V192L149 193V196H150V198H149V200L151 199V200H153L152 198H154V194H156L155 193V190L154 191H152ZM175 190V189H174ZM209 190H207L206 192H208ZM226 190H228L227 188H226ZM132 191V192H133ZM151 191H152V193H153V197H151ZM175 191H178V188H177V190H175ZM140 193H141V191H139ZM143 192V191H142ZM179 192V191H178ZM179 192V193H180ZM226 192V191H225ZM232 192V191H231ZM238 192H239V190H238ZM240 192V193H241ZM4 193V194H5ZM9 193V194H8ZM129 193V192H128ZM160 193V192H159ZM167 193V192H166ZM192 194L193 196L195 195V194ZM198 193V194H197ZM210 193V192H209ZM218 193H219V195H220V193H221V191L219 190L218 192H217V196H219L218 195ZM15 194H16V192H15ZM17 194H18V192H17ZM19 194H21V193H19ZM130 194V193H129ZM132 194V193H131ZM134 194V193H133ZM144 194H146V189H145V191H144ZM158 194V193H157ZM178 194V193H177ZM176 194V195H177ZM180 194V195H181ZM222 194V193H221ZM226 195H224V193H223V195H224V197H226L227 196V193H225ZM228 194H230V191H229V193ZM236 195H237V193H235ZM13 195V194H12ZM22 195V194H21ZM180 195L178 196V197H180ZM188 195V196H189ZM235 195V196H236ZM246 195V196H247ZM25 196V195H24ZM129 196V195H128ZM142 196H144L143 194H142ZM142 196H140V198L142 197ZM146 197H147V194L145 195ZM148 196V197H149ZM190 196H189V198H190ZM4 197H3V199H4ZM9 197V198H8ZM13 197V196H12ZM17 197H18V195H17ZM137 197L139 198V196H138V194H137ZM147 197V198H148ZM177 197V198H178ZM22 198V197H21ZM130 198V197H129ZM138 198H137V200H138ZM212 198H214V197H212ZM211 198V196H210V200H213ZM221 198H222V196H221ZM229 198V197H228ZM231 198V197H230ZM237 198H239V200H240V197H238L237 196ZM13 199V198H12ZM20 198H18L16 201L18 202V200H19ZM96 199H100L99 201H101V202H103L102 204V207L105 205L106 207H105V209L104 208H102L101 207V204L99 203L98 204V202L99 201H97L96 202ZM134 199V198H133ZM142 199V198H141ZM141 199L139 200V201H141ZM156 199V198H155ZM219 200H220V198H218ZM244 199V198H243ZM242 199V200H243ZM0 200H2V199H0ZM14 200V199H13ZM23 200V199H22ZM21 200V202H23ZM143 200V199H142ZM148 200V199H147ZM164 200H165V198H164ZM176 200V199H175ZM216 200V202H217V199H215ZM15 201V202H16ZM130 201H132V200H130ZM144 201V200H143ZM142 201V202H143ZM145 201H146V199H145ZM191 201V200H190ZM189 201V202H190ZM214 201V200H213ZM213 201H211V202H213ZM222 201H224L225 202V200L223 199ZM222 201H221V203H222ZM241 201V200H240ZM239 201V202H240ZM19 202H20V200H19ZM19 202L17 203V205H19ZM20 202V203H21ZM141 202V203H142ZM165 202V201H164ZM188 201H187V203H186V205L189 203ZM207 202H208V204H207ZM211 202H210V204H211ZM244 202V201H243ZM133 203H135V201L133 202ZM12 204V205H13ZM138 204V203H137ZM137 204L135 205V206H137ZM146 205H147V203H145ZM144 204V205H145ZM150 204V203H149ZM190 204H192V202L190 203ZM215 204V203H214ZM214 204H211V205H213L214 206ZM98 205L102 208V212L98 209ZM140 206H141V204H139ZM139 205H138V207H139ZM164 205V204H163ZM210 205V206H211ZM215 205H217V203L215 204ZM223 205V204H222ZM225 205H227V203H225ZM231 205H233V204H231ZM13 206H16L15 204L13 205ZM19 206V207H20ZM54 206V208H55V210H53L54 211V213H60V211H62L61 213H60V215L64 212H68V211H73V213H75L77 216H78V218L80 217V219L82 220V223H83V225H82V223H81V227H79V228H81V234L79 235V233L77 232V238H76V236L74 237L75 238V240L77 239L78 240V242H77V240H76V242L77 243H79L78 245H80V244H82V248H81V246H79L81 249H79V250H77L76 251V248H75V250L72 252V251H69L68 252V250H69V248H68V250L67 249H64V251L66 252V250H67V252L68 253H70V252H72V253H74L73 255H72V257H69L67 254L65 255V252H64V254H63V256H61V253H59V251H60V249H59V251H58V248H55L54 246H53V244H55V241H54V243H53V236H52V238L51 237H49V231L47 232V230H49L48 228V226H47V228L45 227V225H47V223L49 222V221H52V220H49L48 222L46 221V220H43L44 218H45V216H43V211H45V215H48V218H49V216H52V214H54V213H52L51 212V215H49L50 214V212H49V210H50V208H52ZM134 206V205H133ZM142 206H143V203H142ZM191 206V205H190ZM7 207H8V205L6 206V208H4V209H7ZM12 207V206H11ZM18 207V206H17ZM17 207H15V208H17ZM144 207V206H143ZM143 207L142 208H140L139 207V209H142L141 211H139V212H142L143 213ZM192 207V206H191ZM199 207V208H200ZM215 207V206H214ZM229 207V206H228ZM237 207V206H236ZM13 208V210H15L14 209V207H12ZM57 208V209H56ZM136 210H137V208L136 207H134ZM152 208V207H151ZM163 208V207H162ZM162 208H161V212H163L164 213V211L162 210ZM201 208H200V210H201ZM232 208H233V206H232ZM103 209H104V211H103ZM138 209V210H139ZM185 209V208H184ZM215 209H218V207L217 208H215ZM12 210V209H11ZM12 210V211H13ZM125 210V209H124ZM138 210H137V212H138ZM193 210V209H192ZM198 212H199V210L198 209H196ZM208 210V209H207ZM219 211L218 212H212V211H210L209 210V212H207L206 213V215H208V216H206V217H204L205 219L207 218V222H205V224L206 223H208V221H210V222H212V223H214L215 224V226H216V224L217 225H219V226H224L223 224L225 223L224 221H223V219L221 218L220 219V216L221 215H225V214H229V211L227 210V209H225L224 207H222L221 209H218ZM49 212L48 214H46L47 212ZM51 211V210H50ZM133 212L135 211V210H132ZM146 211V210H145ZM188 211V210H187ZM193 211H195V210H193ZM193 211L191 212V214L193 213ZM195 212V217H196V213L198 214V212ZM237 211H239L238 210V207H237ZM5 213H6V211H4ZM136 212V211H135ZM137 212H136V216H134V217H136L137 218V220L139 219L138 217V214H137ZM160 212V211H159ZM158 211H156L155 209H151L150 211H146L145 212V214L144 215H146L145 216V218H143V223H142V225L141 226H134V222L132 223L131 221V225L132 226H134V229H138V231L141 233V235H143L142 237H144L146 240V242H149L150 244H153V245H155V246H151V247H156V248H158L159 249V247H160V251H161V253H162V250H165V249H171L172 247H174V244L176 245L175 247L177 248H179L180 247V244H176V239L178 240V242L179 243H182L183 242V244H184V246H185V248L187 247V249L186 250H189L191 253H192V255H193V257H194V259L195 260H197L200 264H249V263H246V262H244V260H245V256H243V258H242V256H241V258L243 259H241V258H238V257H236V258H232L230 255V253L232 252L233 253V250L230 252L229 251V254H228V252H227V254L228 255H226V250L228 249H226V244H230L231 243V241L236 237V234L234 235V233H233V231H234V229H233V231H231L232 233H233V236H235L234 238H233V236H232V239H230V243H226V241H227V239H225L227 236H226V234H228V233H226V234H224L226 237H223L222 238V236H220V235H222V234H220L219 232V236L220 237H216V235H215V233H210V231L211 230H209V233H210V235H212L213 234V236L214 237H212V240L211 241H213L214 242V245L215 246H213V248L210 250L209 248H208V250H207V248H205V250L203 251V250H201V249H199V248H197L196 246H194L189 240H187V239H185L184 237L185 236H178V238L177 237H175V236H177V232H178V229H176L177 227H175V225H173L174 227H175V229H176V235L174 236V235H172L171 236V234H168L167 233V231H168V229H166L165 228V225L163 224V222H162V219L161 218H163V217H161V215L163 214V213H159ZM203 212V211H202ZM205 212V211H204ZM203 212V213H204ZM189 213V212H188ZM201 213V212H200ZM200 213H199V215H200ZM14 214V213H13ZM125 214H126V211H125ZM134 214V213H133ZM141 214V213H140ZM142 214V215H143ZM237 214V213H236ZM55 215V214H54ZM54 215H53V221H54V219H57V218H54ZM130 215H132V214H130ZM190 215V214H189ZM193 215V214H192ZM230 215V214H229ZM231 215H233L232 213H231ZM56 216H58V215H56ZM55 216V217H56ZM128 216V215H127ZM138 216V217H137ZM141 216V215H140ZM201 216V215H200ZM203 216V215H202ZM204 216H205V214H204ZM13 217H14V215H13ZM132 217H133V215H132ZM131 217V218H132ZM231 217V216H230ZM43 218V219H42ZM47 218V217H46ZM45 218V219H46ZM50 218H52V217H50ZM49 218V219H50ZM131 218H130V220H131ZM136 218H134V219H136ZM192 218H193V216H192ZM197 218H199V217H197ZM197 218H195V221H192L193 223H196V222H199L198 223V225L199 224H201L200 226L202 227V223H204V222H202V219L200 218V220H201V222H200V220L199 219H197ZM203 218V217H202ZM203 218V219H204ZM224 218V217H223ZM141 219V218H140ZM164 219V218H163ZM168 219V218H167ZM172 219V218H171ZM197 219V220H196ZM204 219V220H205ZM233 219H235V217L233 216ZM1 220V219H0ZM15 220V221H14ZM48 220V219H47ZM59 220V219H58ZM186 220V219H185ZM232 220V219H231ZM8 221H13V222H15V223H11V224H8ZM45 221L47 222L45 225L43 224V223H45ZM60 221H64V220H60ZM68 221V220H67ZM66 221V222H67ZM132 221H133V218H132ZM141 221V220H140ZM181 223L183 222V221H181V220H179ZM190 221V220H189ZM233 221V220H232ZM70 222L71 221H69V222H67L68 224H70ZM72 222H73V220H72ZM139 222V221H138ZM191 222V223H192ZM210 222L208 223V225H207V227L203 224V226H205L206 227V231L205 232H208L207 231V229H211L210 227H211V225H210ZM50 223H52V222H50ZM49 223V226L51 227V226H53L52 224H50ZM57 223V222H56ZM63 223V225H64V222H62ZM62 223H60V225H62ZM136 223V222H135ZM180 223V224H181ZM184 223V222H183ZM3 224H6V222L5 223H3ZM59 224V223H58ZM66 224V223H65ZM139 224V223H138ZM177 224V223H176ZM180 224H178V225H180ZM186 224V223H185ZM54 225H55V223H54ZM62 225V227H64ZM140 225V224H139ZM168 225V224H167ZM184 225V224H183ZM190 225V224H189ZM192 225V224H191ZM210 225V227H208ZM227 225H229V224H226V226ZM66 226V225H65ZM71 227L73 226V223H72V225H70ZM70 226H68V227H70ZM125 226V227H124ZM184 226H186V225H184ZM188 226V225H187ZM187 226L184 228L185 230H186V228H187ZM193 226H197V223L195 224V225H193ZM225 226V227H226ZM56 227H57V225H56ZM67 227V226H66ZM70 227V228H71ZM174 227L173 228H169L170 230L171 229H174ZM4 228L3 229H1L2 230V234H3V230H4ZM52 228V227H51ZM50 228V229H51ZM60 228H61V226L58 228V230L60 231ZM65 228V227H64ZM64 228L63 229H61L63 232H64ZM70 228H68V229H70ZM90 228H94V229H96L99 233H100V235L103 237V240H106L105 242H96V244H95V242H92V241H89V236H90V234H89V232H88V239H87V230L88 229H90ZM167 230H165V229ZM190 228H192V226H190ZM197 228V227H196ZM196 228H194L195 230H196ZM215 228H217V227H215ZM231 228V227H230ZM66 229V228H65ZM72 229V228H71ZM183 229V230H184ZM226 229V228H225ZM229 228L227 227V230H228ZM52 230V229H51ZM50 230V231H51ZM54 230V229H53ZM80 230V229H79ZM169 230V231H170ZM190 230V229H189ZM192 230V229H191ZM199 229L197 228V232H196V234L199 232L200 234H202L204 231H202V233L200 232V231H198ZM217 229H215L214 231H216ZM5 231V230H4ZM62 231H60L61 233H62ZM70 231H72V230H70ZM90 231V230H89ZM135 233L137 232V231H135V230H133ZM168 231V232H169ZM173 231H175V230H173ZM192 231H194V230H192ZM191 231V232H192ZM212 231H213V229H212ZM137 233V234H140V233ZM171 232V231H170ZM169 232V233H170ZM187 232V231H186ZM226 232V231H225ZM21 233V232H20ZM20 233H19V236H20ZM50 233H52V232H50ZM57 233H59L58 231H57ZM64 233H66V231L64 232ZM133 233V232H132ZM134 233V234H135ZM179 233H180V231H179ZM178 233V234H179ZM194 233V232H193ZM192 233V234H193ZM217 233V232H216ZM63 234V233H62ZM61 234V235H62ZM133 234V235H134ZM181 234V233H180ZM191 234V233H190ZM195 233H194V235H196ZM205 234V233H204ZM207 234V233H206ZM206 234L205 235H197V236H201L202 238H204L203 236H206ZM59 235V234H58ZM61 235H59V237H61ZM66 236H67V233L65 234ZM69 235V234H68ZM92 236H95V235H93V234H91ZM132 235V236H133ZM182 235V234H181ZM237 235V236H238ZM98 236V235H97ZM193 236V235H192ZM208 236V235H207ZM1 237V236H0ZM3 237V236H2ZM5 237V236H4ZM23 237H26V236H24L23 235ZM62 237H64L63 239H62ZM61 238H59V239H62V240H65L66 238H65V236L63 235ZM201 237H200V239H201ZM58 238V237H57ZM74 238L72 239L73 241H74ZM91 238V237H90ZM95 238V237H94ZM187 238V237H186ZM209 238H211V236L209 237ZM208 237L206 238V239H209ZM229 238V237H228ZM1 239V238H0ZM3 239V238H2ZM1 239V240H2ZM51 239V240H50ZM71 239V238H70ZM97 239V238H96ZM99 239V238H98ZM137 239V236L135 235V239H134V242H135V240ZM139 239H140V237H139ZM196 239V238H195ZM199 239V238H198ZM205 239V240H206ZM22 240V241H21ZM138 240V239H137ZM136 240V241H137ZM197 240V239H196ZM202 240V239H201ZM226 240V241H225ZM20 241L21 242H23V243H21V245H19L20 244ZM67 241V240H66ZM141 241H143V239H141ZM199 241V240H198ZM207 241V240H206ZM234 241H236V240H234ZM2 242V243H3ZM76 242H74L73 244L74 245H76L75 243ZM208 242V241H207ZM207 242H206V244H207ZM209 242H210V239H209ZM1 243V244H2ZM17 243H19L18 245H17ZM53 243V244H52ZM62 243V242H61ZM66 243H68L69 244V241L68 242H64V244L66 245ZM99 243H101L102 244V246L103 247H105L104 249H102L103 247H101L100 245L101 244H99ZM103 243H105V244H103ZM149 243H148V245H149ZM235 243V242H234ZM239 243V244H238ZM8 244V245H7ZM72 244V243H71ZM72 244V245H73ZM133 244V243H132ZM131 244V245H132ZM137 246H139V244H140V246H144L145 244H142L141 245V243H139V241L137 242ZM210 244H211V242H210ZM21 246L20 248L19 247H17V246ZM56 245H58L57 243H56ZM63 245V244H62ZM78 245H76V247H78ZM105 245V246H104ZM136 245V244H135ZM177 245H179V246H177ZM231 245V244H230ZM234 245V244H233ZM232 245V246H233ZM246 245V246H247ZM15 246H16V248L17 249H15ZM60 246V245H59ZM64 246V245H63ZM66 246H68V245H66ZM146 246H147V244H146ZM145 246V247H146ZM150 246V245H149ZM149 246H147L146 248L145 247H143L145 250L149 247ZM159 246V247H158ZM167 246V247H166ZM182 244H181V247L183 248L184 247ZM235 246V245H234ZM242 246V245H241ZM241 246H240V248H241ZM9 247V249H11ZM58 247V246H57ZM69 247V246H68ZM73 247V246H72ZM71 247V245H70V248H72ZM133 247H134V245H133ZM166 247V248H165ZM175 247H174V250H175ZM228 247H229V245H228ZM59 248H62L61 246L59 247ZM74 248V247H73ZM139 248V247H138ZM138 248H136L137 250H139ZM150 248V247H149ZM148 248V250H146V251H144L143 249V251L145 252V255L144 256H146L147 255V257L149 256V253L147 254V252L148 251H150V253L152 252V250H153V248H151V249H149ZM155 248V249H156ZM184 248V249H185ZM201 248V247H200ZM233 248V247H232ZM243 248V247H242ZM246 247H244V249H245ZM133 249V248H132ZM136 249H134V250H136ZM181 249V248H180ZM247 249V248H246ZM253 249H254V247H253ZM2 250L0 249V252H2ZM62 250V249H61ZM70 250H72V249H70ZM137 250H136V253H137ZM158 250V251H159ZM172 250V249H171ZM170 250V252L172 253V251ZM174 250H173V252H174ZM177 250H179V249H177ZM238 250H239V247H238ZM241 250H243V249H241ZM15 251V252H16ZM119 251H120V249H119ZM140 252H141V250H139ZM138 251V252H139ZM155 251V250H154ZM176 251V250H175ZM181 251H182V249H181ZM228 251V250H227ZM235 251H237V250H235ZM244 251V250H243ZM246 251H248V250H246ZM250 251H248V252H250ZM17 252H19V251H17ZM61 252V251H60ZM114 252V253H115ZM139 252V253H140ZM167 252H168V255L170 254V252L167 250ZM178 252V251H177ZM184 252V251H183ZM116 253H119V252H116ZM121 253V252H120ZM133 254H134V252H132ZM136 253H135V255H136ZM143 253V252H142ZM155 253V252H154ZM156 253H159V252H156ZM156 253H155V255H156ZM166 253V252H165ZM237 253H239L238 251H237ZM254 253H255V251H254ZM5 254V256L7 255V253H4ZM104 254V255H103ZM138 254V253H137ZM153 254V253H152ZM164 254V253H163ZM162 254V255H163ZM173 254L175 255L176 254V252H174V253H172V257H173ZM234 254V253H233ZM242 254V253H241ZM103 255V256H102ZM109 255V254H108ZM114 256H115V254H113ZM119 255V254H118ZM139 255V254H138ZM140 255H141V253H140ZM139 255V256H140ZM154 255V254H153ZM152 255V256H153ZM161 255V254H160ZM160 255L159 254H157L156 256H159L160 257ZM167 255V254H166ZM165 255V256H166ZM171 255V254H170ZM243 255H245V254H243ZM251 255V254H250ZM0 256H2V258L4 257L3 256V254L1 255L0 254ZM64 256H68L67 257V259L64 257ZM151 256V257H152ZM176 257H177V255H175ZM179 256V255H178ZM228 256V257H227ZM234 256V255H233ZM237 256H238V254H237ZM239 256H240V254H239ZM247 256H248V254H247ZM258 256V255H257ZM12 257V258H13ZM105 257H107V256H105ZM109 258L111 257L110 255L108 256ZM159 257H154V258H159ZM167 257V256H166ZM165 257V258H166ZM169 257L170 256H168V258H166V260L167 259H169ZM172 257H170V258H172ZM230 257V258H229ZM235 257V256H234ZM1 258V259H2ZM4 258H7V256L6 257H4ZM8 258H11V257H8ZM7 258V259H8ZM70 258V259H69ZM92 258V259H91ZM114 258V257H113ZM112 258V259H113ZM115 258H117V257H115ZM131 258H133V257H131ZM140 258H142V255H141V257ZM160 258H164V255H163V257L161 256ZM159 258V259H160ZM165 258H164V260H165ZM232 258V259H231ZM1 259H0V264H2V261H1ZM107 259V262H109V264H111L112 262H113V260L111 261V263H110V261H108V258H106ZM136 259H139V257L137 258V256H136ZM146 259H148V258H146ZM6 259H3V261H5ZM10 259H8V261H9ZM38 260V259H37ZM65 260H67V262H65ZM87 260H86V263H88L87 262ZM103 260V261H102ZM111 260V259H110ZM144 261H145V259H143ZM165 260V262H163L164 264L166 263V262H168L169 260H167L166 261ZM182 260V259H181ZM185 260H187V259H185ZM193 260V259H192ZM246 260H248V258L246 259ZM7 261V260H6ZM7 261V263H9ZM61 261V262H60ZM114 261H116V260H114ZM141 261V260H140ZM147 261L148 260H146V263H147ZM160 261H162L161 259H160ZM175 261V260H174ZM249 261V260H248ZM12 262V263H13ZM39 262V263H40ZM149 262H151V261H149ZM171 262H173V261H171ZM171 262H169V263H171ZM84 264H85V262H83ZM96 263V262H95ZM97 263V264H98ZM127 263V262H126ZM143 263V262H142ZM145 263V264H146ZM178 263V262H177ZM3 264H4V262H3ZM5 264H6V262H5ZM35 264H37V263H35ZM89 264H94V263H89ZM150 264V263H149ZM173 264H174V262H173Z\"/></svg>",
  "mask_w": 264,
  "mask_h": 264
},
{
  "label": "rangeland",
  "instance_id": "obj_2",
  "mask_svg": "<svg viewBox=\"0 0 264 264\" xmlns=\"http://www.w3.org/2000/svg\"><path fill=\"white\" fill-rule=\"evenodd\" d=\"M1 1V3H2V5H1V3H0V11L1 12H3V13H0L1 15L3 14V17H0V21H1V23H0V28H2V29H0V31H1V33H0V70H2V73H3V70L5 71V70H7V71H5V72H7L8 74V76H10V79H9V82H8V79L7 78H9V77H7L6 79H7V81H6V79H5V77H4V75L6 74L5 72L3 73V75L1 76L0 75V77H4L2 80L0 79V83H3L4 82V84H1L0 86H2L3 85V90H4V88H5V90L6 89H8L7 87H6V85L8 84V83H10L11 81V84H9V85H11V86H13L12 88H13V90H21V91H23V93L21 92V91H19L21 94H19V92L17 91V93H15V98L14 97H12V94H13V92H15V91H12L11 89H10V87H9V85H8V87H9V89L11 90H6V91H8V92H10V93H8L7 94V92H2V91H0V93L2 92V97L0 96V173L2 174V175H4V177L6 178V176H5V173H6V170H7V168H9V167H7V165L4 163V160L2 159L3 157L2 156H7V155H9V153H10V151L11 150H13L14 148L13 147H16L15 145H17V149H18V151H20V152H22L25 156H26V159H28V161L29 162H32L33 164H37L38 166H41V167H43V169H44V176H45V184L44 185H46V186H44L43 188L44 189H46V191H51L52 190V188H53V186H54V183H53V180H52V178L50 177V175H51V172H56V170H63V169H67L68 171H69V179H68V181L69 182H74V188H73V192H75L74 194H76V196H80V195H82V181H86L89 185H91V186H96V187H100V188H102V189H104L105 191L106 190H108L106 193H111V194H113L114 196H116L115 198L117 199V200H119V204H120V202H121V207H122V210H123V213H124V216L126 217V218H124L126 221V223H124V225H126V235H125V238H124V243L123 244H118V246L119 247H117V249H118V251H116V252H119V253H116L115 251H111V252H113V253H111L110 254V251H107L108 252V254L111 256L110 258L108 257L109 255L107 254V255H105V256H107V257H105V256H103V259H105L102 263H105L106 262V264H109V262H107V259L106 258H108V261H110V263H111V261L114 259V260H116V261H114L113 260V262L111 263V264H145L146 263V260H148L147 261V263L146 264H164L163 262H165V260H166V258H168V256H170V257H172V253H174V252H176V254L175 255H177V257L173 254V257L172 258H170L169 257V259H167V260H169L168 262H166L165 264H173V262H174V264H200L197 260H195L194 259V257H193V255H192V253L189 251V250H186L187 249V247L185 248V246H184V244H183V242L182 243H179L178 242V240L176 239V244H180V247L178 248H176L175 246V244H174V247H175V250H174V247H172L170 250L172 251V253L170 252V250L169 249H165V250H162V253H161V249H160V247H159V249L158 248H156V247H151V246H155V245H153V244H150L149 242H146L145 240V238L144 237H142L143 235H141V233L138 231V229L136 230V229H134V226H141L142 225V223H143V218H145V216L146 215H144L145 214V212L146 211H150L151 209H155L156 211H160L161 212V208H162V210L164 211V213L163 212H161V213H163L162 215H161V217H163V218H161L162 219V222H163V224L165 225V228L166 229H168V231L170 230L169 228L171 227V228H173L174 226L173 225H175V227H177L176 229H178V232H177V236H175L176 235V229H175V227H174V229H171L169 232L167 231V233L168 234H171V236L172 235H174L175 237H177L178 238V236H185L184 238L185 239H187V240H189L194 246H196L197 248H199V249H201V250H205V248H207V250H208V248L211 250L212 248H213V246H215L214 245V242L213 241H211L212 240V237H214L213 236V234L212 235H210V233H215V235H216V237L218 236V237H220V236H222V238L223 237H226L225 239H227V241H226V243L228 242V243H230V239H232V236H233V233H234V235L236 234V228L238 227V224H239V219H238V217L240 218L241 216H240V214H238V213H241V206L242 207H244V205H246V202H248V200H249V194L247 195L245 192H244V194H243V192H241V191H244V185H245V183H243L244 182V180H242V179H240V183H234L233 182V180H230L231 179V177H235V176H238V173H239V170L240 169H238V168H240L239 167V165H242V164H244V163H247V161H250V159L251 160H253L254 158L252 157V155H251V153L247 150L248 149V140H249V138H248V140H247V138L246 139H244L243 140V142H241V143H239L238 144V146H237V150L234 152V153H232V154H230V150H232L231 148H229L228 146H230L231 147V144L233 143L232 142V140L231 139H229L228 138V134H227V131L229 130V127H232V130L234 131V133H239V132H243V131H245V129H246V122H245V119H246V116H245V114L243 113V110H240V109H242L241 107H239V106H235L234 104L233 105H229V106H227V108L226 109H224V110H226V111H224V112H222L223 110V107L225 108V106H223L224 105V103L221 105L222 107H219V110H220V112H222V113H220L219 114V111H218V106H220V105H218V104H221L223 101H224V97L223 96H225L224 94H226V91H227V85H226V79L228 78V74H230V70L234 67V66H237V67H241V66H243V63H245V62H247V61H257L259 58H260V55L257 57V55L259 54V53H255L256 52V50H255V48H254V44L252 43H250V44H248L247 42L246 43H243V42H245L244 41V39H245V37L246 36H251V35H254V34H256V33H258L264 26V20H263V18H264V15H262V13H264V12H262V11H264V1H261V0H237V2H241V3H244V10H246L245 12L247 13V14H245L244 16L246 17V18H248L247 20H244V23L243 24H241V27L239 28V30L237 31V33L235 34V39H236V43H237V51H236V47H232V44L229 42V41H224V43H219L220 44V46L219 45H212L213 46V48L214 49H212V47H211V44L208 42V41H205V39L207 40V38H203V37H201L200 36V34H199V29H198V26L196 25V24H198V18L195 16V14H193L192 12H189L188 10H186V6L184 5V3L183 2H179V3H177L175 6H173L174 4L172 3V0H126L127 2H123V0L121 1V2H123L124 3V6H123V3H120V0L119 1H117V0H113L114 1V3H112L113 1L112 0H71V1H67L68 3H70V4H65V5H70L71 6V4L72 5H74L73 7H75L76 9H77V11L78 10H80L81 12H78L77 13V21L75 20L74 21V23H72L73 25L77 22V24L78 25H75V26H73L72 24H71V28L68 26V30L66 29V33L68 34V35H75L76 36V38H77V42H78V44L80 43V42H83V41H86V43H88V44H92V47H93V51H97L96 49H95V44H93L92 42H93V35H92V32L91 31H95L96 33H97V31H98V34H101V33H99L100 31H101V28H99V23L97 24L96 23V21H100L101 23V25H103V26H100V27H102V33H104L105 32V29H107V27H110V25L112 26V24L114 25V22H116L117 20H119L123 25H126L125 23H123V22H125L124 20L123 21H121L122 20V18L123 17H125V16H127V18H129V20H127V18H126V22L128 21H130L131 23H133L135 20H136V14L138 13V12H135L134 10H135V8H137V6H139V7H142L143 9H147V8H152V9H156V10H154V11H156L154 14V16H156V15H158L159 13H164L165 11L167 12L168 10L171 12L170 14H171V18L173 19V18H175V20L174 21H177V20H183V24L182 25H185L184 27V37H185V39L187 40V42H188V44H189V46L190 47H193V49H194V51H195V49H196V54L199 56V57H202L203 56V58L202 59H206V60H204L205 62H203V66H204V71H205V76H206V80L208 81V84H207V88H208V90H207V94L210 96V99H211V102H212V104L214 105V107H217V111H216V114H217V116L219 115V116H221L220 117V119L219 118H217L216 119V116L215 117H209V119H207L206 121H207V123H204V125H203V122L201 121V119H199V121H198V119L196 120V118H200V114H198L197 112H199L200 113V110H197L198 108H197V103L195 102L196 101V94H195V90L194 89H192L191 88V86L190 85H188L189 83H188V80L186 79L185 80V78H184V83H183V91H182V94H180V95H178V97L180 98V99H185L184 101L183 100H181V101H183L182 103H184V104H182L183 106H179L180 104H181V102H179V107H187V108H189V106H190V108L188 109L189 111H190V113H189V111L186 113V110H187V108L185 109V112H184V114H185V116H187V115H189L188 116V120L191 118H195V119H193V121H191V123L193 124L194 123V125L195 124H197L196 122L198 121V123H199V125H197V127H201V125H203V127H201V129L200 130H202L201 132H202V134L204 133L205 135H206V137H208V139L209 138H211V139H209V141L211 142V140H212V144H213V142H214V144H213V146L215 147V148H222L221 150L222 151H224V153H225V156H226V158H227V156H228V158L226 159V162H227V160H229V158H234L235 159V162H237V161H239L238 163H237V166L236 167H234L233 169H234V174H233V170L232 169H230V167H231V165H229V164H226V162L222 165V167L221 166H219L218 164L216 165V163H218L217 161H218V159H219V155H220V153H219V151H220V149H219V151L217 152V153H215V151H214V154H215V156L213 155V152H212V154H211V158H212V160H211V165H212V163H214L215 165L213 166V170H211V165H210V170H209V173H211V174H213V175H211V176H214V177H212V179H215V180H213L214 182L216 181V182H218V184H216V186H218L217 187V191H214V192H216L215 194L213 193L212 194V191H210L208 188H203V192H204V190H205V193L208 195V197H209V204H208V202H207V204L209 205L208 207L206 206L205 208H206V210H203L200 206H199V202L198 201H193L192 199H196V200H198L197 198H198V195H196L194 192H191V196H190V198H189V196L188 195H186L187 197L186 198H188L189 200H187L189 203L186 205V203H187V201H186V199H181V196H182V194H185L186 193V191H185V193L183 192L185 189H184V187H182L183 185L182 184H180V183H178V185L176 184L177 182H179V181H177V179H175V180H173V181H171L172 183H174V181L176 182V183H174L173 184V186H172V188L170 187V190H168V191H164V190H162V191H156L155 189H153V187H152V189H151V184H146L145 185V183H143V182H141L140 181V175H139V172L138 171H136V166H132L134 163H133V160L135 159V157L133 156V155H126L125 156V165L124 166H122V167H118V170L116 169V171H115V169L114 168H110L111 167V165H109V163L108 164H106V162H104L103 163V157H101V158H99L100 156H99V154L98 155H96L97 153H98V151H96V150H94V149H92L90 152H89V154L87 155L85 152H84V150H85V139L87 138V131H88V129H89V127L90 126H92L93 125V122L95 121L94 119H95V117L97 118V117H100L99 115L101 114V112L100 111H95L94 109H93V105H92V102L89 100V97H87L88 96V94H86V96H83V95H85L84 93H87V90L85 89V87H87V89H88V91H89V88H91V86L89 85V81L87 82L88 83V85L89 86H86V85H82L81 83H82V80H80L79 81V79L80 78H82L83 76V71L82 72H80V65L79 64H81V62H79V60L78 59H76V58H74L73 59V55L72 54H70V57H68L69 56V54H68V56L66 55L67 53H68V51L67 52H64L65 54H63V51H62V48H61V46H63V44H60V43H62V42H59L61 39H59L60 38V31H59V29L60 28H62V23H60L59 22V17L56 15V14H58L59 13V16H60V12H61V10H62V6H59L60 8H61V10H60V8H59V10H57L56 8L58 7L57 5V3H59L58 2V0H29L30 1V3H29V1L28 0H25V3L23 2L24 0H18V1H16V6H14L15 4L13 3V2H15V0H4V3L5 4H7V2H9V3H11L10 5H12V7L10 8V5L9 4H7V5H5L4 3H3V0H0ZM22 1V2H21ZM60 2H63L62 0H59ZM125 1V0H124ZM222 1H225V0H222ZM18 2V3H17ZM72 2V3H71ZM117 4H116V3ZM263 2V3H262ZM20 3H23L24 5H22V9L24 10H26L27 9V11H25L24 13H22V9H21V6L19 5ZM3 4L5 5V6H3ZM26 4H29L28 6L26 5ZM64 5V3L62 4V3H59V5ZM119 4H121V6L119 5ZM126 4V5H125ZM166 4V5H165ZM9 5V6H8ZM18 5H19V7H20V9H19V7H18ZM111 5H112V8H109V7H111ZM116 5L118 6V7H116ZM2 6H3V8L4 9H2ZM28 7V8H26V7ZM57 6V7H56ZM123 6V7H122ZM128 7V8H130L128 11H127V9L128 8H125V7ZM171 6H173V7H171ZM13 7H17V9L16 8H14L13 9ZM29 7H31V10L33 11V9H34V13L32 12V11H29L28 9H29ZM77 7H79V8H77ZM114 8L115 9H118L121 13H123V11L124 10H126V11H124L126 14H128L129 15V13H131L129 16L128 15H123L122 14V16L120 17V18H118L116 21H113V20H115L116 18L115 17H117V15H115V16H113L114 14H113V12H112V14L109 12V10H111V11H114ZM123 8H124V10H123ZM132 8V9H131ZM133 8H134V10H133ZM19 9V10H18ZM56 9V10H55ZM261 9H262V11H261ZM20 10H22V11H20ZM132 10V11H131ZM141 10V9H140ZM140 10H139V12H140ZM56 13H55V12ZM153 11V12H154ZM252 11V12H251ZM260 11V12H259ZM20 12L23 14H21L22 15V17H21V15H20ZM27 12H29V15L30 14H32L31 16H32V18L28 15V13ZM47 12V13H46ZM109 12V15H111L110 17H108L107 18V16H108V13ZM128 12V13H127ZM134 12V13H133ZM5 13V14H4ZM26 13V14H25ZM42 13H44V14H42ZM51 13H54V14H51ZM124 13V14H125ZM192 13V14H191ZM249 13L250 14H252V13H255V14H252V15H249ZM261 13V14H260ZM47 14H49V15H47ZM79 14V15H78ZM81 14V15H80ZM84 16H83V15ZM139 14V13H138ZM257 14H259L260 16H258ZM24 15H27V16H24ZM53 15V16H52ZM91 16V21L93 20V21H95V22H91L90 20H87L88 21V23H87V21L85 20V19H87L89 16ZM206 15V12H203L202 14H201V17L200 18H202V17H206L205 19L203 18V20H206L207 19V16H205ZM248 15H249V17H248ZM254 15V16H253ZM262 15V16H261ZM7 18V20H5L6 18ZM19 16H20V18H24V19H27V17L29 16V18H28V20L29 21H25L24 19H22L23 21H22V23H20L21 21H19L20 20V18H19ZM24 16V17H23ZM45 17V18H43V17ZM54 17L53 18V20L55 19V16H56V18H58L59 20H56V21H53L52 20V18H49V17ZM78 16H82V17H78ZM87 18H86V17ZM106 16V17H105ZM250 16H252V17H254V18H252V17H250ZM36 19H35V18ZM42 17V18H41ZM119 17V16H118ZM215 17H217V16H215ZM215 17H212V25L216 22V20H217V22L214 24V27L217 29V30H219V29H221L222 28V25L223 24H221V20H220V18L219 17H217V18H215ZM259 17H261L260 19H262V20H260L259 21ZM263 17V18H262ZM4 18V19H3ZM12 18L14 19V20H17V19H19V20H17L15 23L14 22H12V21H10V20H12ZM34 18V19H33ZM46 18H47V20H46ZM85 18V19H84ZM93 18V19H92ZM105 18H107V20H109L110 18V20H109V23L105 20ZM31 19V20H30ZM79 19H82L81 21H79ZM84 19V20H83ZM89 19V18H88ZM106 21V23H105V21ZM113 19V20H112ZM197 19V20H196ZM216 19V20H215ZM254 19V20H253ZM5 21V22H3V21ZM32 20H34V21H32ZM43 20H46L45 22L43 21ZM50 22H49V21ZM200 20H202V19H200ZM213 20H214V22H213ZM257 20V21H256ZM7 21V22H6ZM78 21H79V23H78ZM83 21H86L85 22V24L87 23V25H84V22ZM90 21V22H89ZM113 21V22H112ZM190 21V22H189ZM219 21V22H218ZM248 21V22H247ZM256 22V24H255V22ZM43 22V23H42ZM47 22V23H46ZM55 22V23H54ZM81 22V23H80ZM103 22V23H102ZM250 22H251V24L253 25V27L251 26V24H250ZM253 22V23H252ZM258 22H259V24H258ZM18 23H20V25L18 24ZM92 25V27H91V25ZM130 23V24H131ZM195 23V24H194ZM263 25H262V24ZM44 24H46V25H44ZM57 24H59V25H57ZM191 24V26L193 25V27H196V28H191L189 25ZM220 24V25H219ZM248 24V25H247ZM258 24V25H257ZM12 25V26H11ZM16 26L18 29H16V27H14V26ZM23 25V26H22ZM37 27H36V26ZM44 25V26H43ZM54 25H56V27H57V29H56V27H54ZM61 25V26H60ZM98 25V26H97ZM186 25H188V26H186ZM243 25V26H242ZM256 25V26H255ZM3 26V27H2ZM20 26V27H19ZM47 26H51V27H48L49 28V30H48V28H47ZM59 26H60V28H59ZM79 28H78V27ZM105 26H107V27H105ZM260 26H262V27H260ZM23 27V28H22ZM34 27H36L35 28V30L34 29H32V28H34ZM42 27H43V29H42ZM45 27V28H44ZM74 27V28H73ZM76 27V28H75ZM187 27V28H186ZM244 27V28H243ZM15 28V29H14ZM47 28V30L45 31L44 29H46ZM52 28V29H51ZM59 28V29H58ZM82 28V29H81ZM85 28V29H84ZM252 28V29H251ZM39 29H42V31H39ZM51 29V30H50ZM54 29V30H53ZM90 29H91V31H90ZM92 29H94V30H92ZM95 29H97V31L95 30ZM104 29V30H103ZM32 30H34V32L36 31V33H34ZM62 30H63V28L61 29V32H62ZM73 30V31H72ZM79 30V31H78ZM100 30V31H99ZM37 31L39 32V33H41V34H43V36L45 35V33H43V32H46V34H47V31H48V34H51V35H49L48 36V34L47 35H45V37H43L41 34H39V33H37ZM57 31H59V32H57V34H55ZM79 33H78V32ZM84 31H90V33L89 32H87V36L88 37H86L85 36V33H84ZM258 31V32H257ZM55 32V33H54ZM69 32V33H68ZM245 32V33H244ZM71 33H73V34H71ZM196 33V34H195ZM242 33V34H241ZM55 34V35H54ZM91 34V35H90ZM243 34H246V35H243ZM32 35V36H31ZM39 35H41V36H39ZM52 35H54V36H52ZM56 35L57 36H59L58 37V39H59V41H57L58 39H56L57 37H56ZM195 35H196V37H195ZM199 35V36H198ZM84 38H83V37ZM188 36V37H187ZM190 36V37H189ZM242 36V37H241ZM35 37L37 38V40H35ZM43 37V38H42ZM51 37V38H50ZM56 37V38H55ZM195 37V38H194ZM30 38H32V39H30ZM44 38H45V40H44ZM53 38V39H52ZM81 38V39H80ZM187 38H189V40H190V42H191V39H193L192 40V42L190 43L189 42V40L187 39ZM198 40H197V39ZM242 38V39H241ZM49 41H48V40ZM55 39H56V41L59 43L58 44V46L56 45L57 44V42H55ZM80 39V40H79ZM201 39H204V40H201ZM239 39V40H238ZM31 40H32V42H33V40H35V41H37V42H31ZM194 40H196V41H194ZM31 43H30V42ZM48 41V42H47ZM202 41V42H201ZM46 42V43H45ZM76 42V43H77ZM195 42V43H194ZM241 42V43H240ZM42 43H44V44H42ZM48 43V44H47ZM52 43L54 44V45H56L58 48H56V46H55V48L54 47H52V46H54V45H52ZM194 43V44H193ZM207 43V44H206ZM209 43V44H208ZM28 44V45H27ZM34 46H33V45ZM36 44H38V45H36ZM226 44V45H225ZM244 44V45H243ZM248 44V45H247ZM42 45V46H41ZM45 45H46V48H44V49H46V51L48 50V48H49V50H48V52L46 53V51L44 50V49H42L43 47H45ZM49 45H52V46H50L49 47ZM193 45V46H192ZM241 47H240V46ZM251 45V46H250ZM27 46V47H26ZM33 46V47H32ZM47 46H48V48H47ZM208 46V47H207ZM246 46H249V49H248V47H246ZM26 47V48H25ZM51 47H52V50H50L51 49ZM59 47H60V49L61 50H58L59 49ZM105 47H106V50H105ZM107 47H109V49L107 50ZM197 47V48H196ZM202 47H203V49H202ZM240 47V48H239ZM243 47V48H242ZM25 48V49H24ZM28 48V49H27ZM38 48H40V49H38ZM199 48V49H198ZM207 48V49H206ZM209 48H210V51L211 52H209ZM220 48V49H219ZM245 48V50H243ZM253 48V49H252ZM30 49H31V51H30ZM41 49L43 50V51H41ZM53 49H56V51L55 52H53ZM198 49V50H197ZM217 49V50H216ZM222 49V51L221 52H226V55H225V52H224V54L223 53H219L220 54V56H218L219 54L217 53V52H219V50H221ZM225 49V50H224ZM248 49V50H247ZM39 50H40V52H39ZM111 50V51H110ZM200 50H202L201 52H199ZM213 50H216V51H214V53H213ZM241 50H243V52H241ZM253 50H255V51H253ZM29 51V52H28ZM105 51H106V53L108 52L109 54L113 51V49H112V47H110V46H104V50H103V48H102V53L105 55V57L107 56L108 58L110 57L111 58V55H112V53L109 55L108 53H107V55H106V53H105ZM42 52H44L43 54H45V55H41L40 53H42ZM49 52H52L54 55H55V57H54V55L51 53H49ZM60 53V52H62V53H60L61 54V56H59V55H57L58 53ZM209 53H211V54H209ZM216 53V54H215ZM242 53H244V55H242ZM255 53V54H254ZM46 54L48 55V56H46ZM209 56H208V55ZM222 54L223 55H225L226 57H227V55H228V58H223L224 56H222ZM254 55V56H256V57H251L252 55ZM25 55V56H24ZM54 57H52V56ZM66 55V56H65ZM214 55H216V56H218V57H216V56H214V58L216 59H214V61H216V62H214L213 61V63L211 62L212 61V57ZM23 56H24V62L26 63H30V65H29V63L27 64L26 63V65H25V63H23ZM47 58H46V57ZM50 56V58H48ZM229 56H230V58H229ZM247 58H246V57ZM22 57V58H21ZM26 57V58H25ZM44 57V58H43ZM56 57H57V59H56ZM58 57H59V60L60 59H62L63 57H65V58H67V60H68V62L65 60V59H63L62 61L66 64V65H71V63H69V62H72V65L70 66V68H68V66L66 67H64V65L65 64H63V63H61V64H63L62 65V67H57V66H61L60 65V63H59V65H58V62L59 61H57V66L55 65V63L53 62V61H56V60H58ZM220 57H221V59H220ZM19 58H21L22 59V63L23 64H20L21 65V67H18V69L16 68L17 67V65H19V62L21 63V61L19 60ZM69 58L71 59V60H75V61H77V62H75L74 63V61H70L69 60ZM217 58H219V59H217ZM252 60H251V59ZM17 59L19 60L18 61V64L16 63V61H17ZM46 59H50L49 61H51V63L49 62L48 64H47V60ZM52 59H53V61H52ZM211 59V60H210ZM248 59V60H247ZM28 60V61H27ZM46 60V61H45ZM218 60H219V63H218ZM233 60H235V61H233ZM61 61V60H60ZM61 61V62H62ZM221 61H222V63L224 64L225 62V64H226V67L228 66L229 68H228V72H227V68H226V70H225V68L222 66L223 64L221 63ZM67 62V63H66ZM79 62V63H78ZM142 62H144V59L143 60H141L140 61V67L141 68H143V65H142ZM230 62L232 63V64H230ZM77 64L78 63V65H79V67H78V65H75V66H73L74 64ZM204 63H205V65H204ZM208 63V64H207ZM211 63L213 64V67H214V63H215V65L216 66H218V67H216V68H219L218 69V71L219 70H223V73H224V71H225V74H227L226 76L227 77H225L224 76V78H223V73L221 74V72H222V70L220 71V72H218L217 73V71L215 70L216 68L214 67V69H213V67H212V65H211ZM217 63H218V65H217ZM222 65H221V64ZM17 64V65H16ZM50 64V65H49ZM53 64V65H52ZM211 66H210V65ZM225 64H224V66H225ZM19 65V66H20ZM25 67H24V66ZM28 65V66H27ZM52 65V67H53V73L56 75V76H54V74L52 73V70H51V72H50V69H49V66H51ZM210 67H209V66ZM55 66V67H54ZM220 66V67H219ZM26 68V70H27V72H23V71H21V70H19L20 68L21 69H23V68ZM27 67H29V68H31V70L29 69H27ZM56 67L60 70L59 72L61 73L60 75H59V72H57V73H55L57 70H56ZM64 67V68H63ZM222 67V68H221ZM46 68H48L49 69V73L52 75V77L50 76V74H49V77H48V71L46 70ZM51 68V67H50ZM61 68V69H60ZM71 68H73V69H71ZM224 68V69H223ZM11 69H13L14 71H15V69H16V71L14 72V71H12ZM56 71H55V70ZM62 69H64L65 70V72L63 71H61ZM250 71V70H252V71H250V72H254L253 74H251L248 70ZM246 69V71H247V74H248V76L249 77H252L254 74L255 75H257L258 74V69L256 68V67H248ZM11 70V72H9V71ZM70 70L71 71H76V70H79V76L77 77V75H74V73H73V76H75V77H73V76H71V75H69V74H71L70 73ZM133 70V71H132ZM214 70V71H213ZM19 71H21L22 73H24V75L22 76V73L21 72H19ZM43 71H46L47 72V76L46 77H44L45 75V73L46 72H44V74H42L43 73ZM67 71V72H66ZM128 71V73H126V72H121V73H123L127 78V82H132V80H134L135 79V77H141V75H142V72H140V69H138V70H135V69H128L127 70ZM1 72V71H0ZM12 72H14L15 73V76L14 77H16V76H20L19 78L20 79H18L17 78V81L16 82H18V80L21 82V84L19 83H15L14 82V80L15 79H13V77L11 78V75H9V74H12ZM18 72L19 73H21V74H18ZM137 72V73H136ZM140 72V73H139ZM149 72V71H148ZM148 72H147V75H146V77L143 75L142 77H141V79L139 80L140 82L138 83V89H137V93H139L140 91V89L143 91V89H146L147 88V90H149L148 89V87H149V85H150V79H152V78H150L151 77V75H152V77H153V72H152V74L151 73H149L148 74ZM184 72V71H183ZM14 73L12 74V76L14 75ZM18 75H17V74ZM27 73H31L30 75L29 74H27ZM136 73V74H135ZM219 73L222 75V77H221V75H219ZM37 74H39L40 76H38ZM64 74V75H63ZM65 74H68L69 75V80H70V76L73 78V80L74 81H72L71 83L66 79V81L67 82H69V83H66V85H64L65 84V80H63V78H65V77H67V76H65ZM78 74V73H77ZM128 74V75H127ZM224 74V75H225ZM251 74V75H250ZM27 75V76H26ZM44 77H42V76ZM188 75V74H187ZM187 75H186V77H187ZM217 75H219V76H217ZM6 76V75H5ZM24 76H25V78H24ZM29 76V77H28ZM32 76H38V77H40V79L42 80V81H46L45 83L47 84V85H49L50 83H51V85H53V88H51L50 86L51 85H49L48 87H49V89L51 88V89H53V91L50 89H48L49 91H50V94H49V92H47L46 94V96H43V97H41V98H43V99H38V100H36L35 102H32L33 100H30V99H32L31 98V96L33 95L32 93H33V88H31V86H30V84H29V82L31 83L32 82ZM53 76L55 77V78H57V80L56 79H54L53 78ZM58 76V77H57ZM63 76H65V77H63ZM132 76V77H131ZM135 76V77H134ZM217 76V77H216ZM261 76H262V74H261ZM26 77L27 78H29V82L27 83L26 82V80H28V79H26ZM35 77H33V78H35ZM38 77H36L35 79H39ZM42 77V78H41ZM51 77V78H50ZM79 78L78 79V81H77V78ZM131 77V78H130ZM213 77V78H212ZM221 77V79H222V83L219 81V80H221V79H219L218 80V78H220ZM22 78V79H21ZM31 78V79H30ZM48 78V79H47ZM72 78H71V80H72ZM13 79V80H12ZM39 79V80H40ZM62 79V80H61ZM82 79H84V77L82 78ZM147 79L149 80V83H147L148 84V87H147V84H146V82H148L147 81ZM224 79V80H223ZM3 80H5V81H3ZM53 80V81H52ZM60 80H61V82H60ZM70 80V81H71ZM218 80V81H217ZM3 81V82H2ZM59 81V84L57 83L56 85H54V83H56V82H58ZM62 81H65V82H63L64 84H62ZM84 81H85V79H84ZM83 81V82H84ZM217 81V82H216ZM23 82L24 83H26V84H29V90H27L28 89V85H23ZM49 82V83H48ZM77 82V83H76ZM79 82V83H78ZM81 82V83H80ZM185 82H187V84H185ZM225 84H224V83ZM13 83L15 84V85H20L21 87H19V89H18V87L17 86H14L13 85ZM53 83V84H52ZM74 83H75V85H74ZM86 82L85 83H83V84H87ZM221 85H220V84ZM69 84V85H68ZM77 84V85H76ZM144 84H146V86L144 85ZM185 84V85H184ZM57 85H59V86H63V87H65V86H67L68 85V87H65L66 89L65 90H68L69 89V86L71 85V86H73L72 88H70L71 89V99L68 97V95L70 96V94H69V92H66L64 89H63V87L61 86L60 87V89L62 88L63 89V91H61L60 89H59V87H57ZM144 85V86H143ZM223 85V86H222ZM23 86V87H22ZM70 86V87H71ZM76 86H79V88L81 89H77V87ZM82 86H84V88L82 87ZM186 86V87H185ZM216 86H218V87H216ZM221 86H222V88H223V90L221 89ZM224 86H226V87H224ZM26 87V88H25ZM55 87V88H54ZM1 88L2 87H0V90H1ZM17 88V89H16ZM20 88H23V89H20ZM57 88V90L55 91L54 89H56ZM68 88V89H67ZM75 88V89H74ZM143 88V89H142ZM254 88H258L257 89V91H256V89L253 91V90H249L248 92H249V98L252 100V102L253 103H255V106H256V110H254L253 111V113H255V112H259L257 109L258 108H262L263 110H264V90H263V88L261 87V86H255ZM59 89V90H58ZM69 89V90H70ZM78 90V91H80L78 94L79 95H76L77 93H76V91H75V95H74V97H72L73 95H72V90ZM191 89V90H190ZM221 90L220 92L218 91V90ZM226 89V90H225ZM250 89H253V86H251L250 87ZM47 90V91H48ZM73 90V91H74ZM147 90H145L144 92H142V93H147L148 94V92H147ZM187 90V91H186ZM29 91H30V94H32L31 96H30V94H29ZM58 91V92H57ZM86 91V92H85ZM139 91V92H138ZM11 92H12V94H11ZM58 94H57V93ZM60 92H61V95H63L62 94V92L63 93H68V95L66 94V96H65V94H64V99H66V100H62L63 99V96H62V98H61V96L59 97L58 95L60 94ZM186 92V93H185ZM221 92H222V94H221ZM82 93V94H81ZM188 93V94H187ZM17 94H19V95H17ZM24 95V96H20V95ZM26 94V95H25ZM146 94V95H147ZM191 94V95H190ZM220 94V95H219ZM4 95H7V96H4ZM9 95V96H8ZM17 95V96H16ZM144 95V94H143ZM142 95V96H143ZM150 95V94H149ZM149 95L148 96H145L144 95V97H147V99L149 98ZM184 95H185V97H184ZM27 96V97H26ZM187 96H189L188 97V99H189V101H187ZM192 96H193V100H195V101H193L192 100ZM9 97V98H8ZM10 97H12V98H10ZM20 97H23V98H20ZM44 97H45V99H44ZM70 99H68V98ZM80 97V98H79ZM133 97V96H132ZM144 97H142V98H144ZM4 98H6V99H4ZM19 98V99H18ZM60 98V99H59ZM88 98V99H87ZM219 98H222V100H220ZM23 99V100H22ZM67 99L69 100V101H72L71 103H70V105H69V101L66 103L65 101H67ZM74 99V100H73ZM75 99H76V102H75ZM180 99H178L177 98V100H180ZM213 99H215L216 100V102H213L214 100ZM11 100H14V102L13 101H11ZM60 100V101H59ZM130 97L127 99V100H125L124 102L125 103H123L124 104V108H128V110H126V109H124V111H122V112H120L119 114H117L116 115V118H115V121H113V123L111 124V128H112V134L113 135H115V136H117L116 138H117V140L118 141H120V143H126L127 145H130V144H133V143H136L139 139H140V137L142 136L143 137V129H141L138 125H137V123H139L138 121H141V116H142V112H138V111H136V113L135 112H133L132 110L130 111L129 110V108H130V104H129V102H130ZM146 100V98H144V99H142L141 100V102H144V101ZM192 100V101H191ZM217 100H219V101H222V102H220V103H218V101ZM17 101V102H16ZM61 101H63V102H61ZM73 101H74V104L76 105L78 102L77 101H79V103L77 104V109H75L76 110V112L74 111V108H76L75 106H74V104H73ZM80 101L82 102L81 103V105H80ZM85 101V102H84ZM137 101V100H136ZM10 102V103H9ZM188 102H194V106L192 107V103H188ZM225 102V101H224ZM12 103H14V104H12ZM88 103H90V106H88ZM187 103V104H186ZM216 105H215V104ZM67 104H68V106H67ZM140 104V103H139ZM189 104V106H186V105H188ZM13 105V106H12ZM72 105V106H71ZM85 105V106H84ZM185 105V106H184ZM218 105V106H217ZM74 106V107H73ZM80 106H83V108H81ZM231 106V107H230ZM71 107V108H70ZM78 107H80V109H82V110H80V111H77V110H79V108ZM89 107V108H88ZM195 107H196V109H195ZM237 107V108H236ZM12 108H14V111H13V109ZM234 108H235V111L237 110V112L238 113H236L235 111H234ZM240 108V109H239ZM86 109H87V111H86ZM88 109H89V112H88ZM180 109H182V108H180ZM195 110V114L196 115H193L194 114V110ZM229 109V110H228ZM228 110V111H227ZM239 110V111H238ZM126 111H129V112H126ZM232 111H234L235 112V114H234V117L232 116ZM241 111V112H240ZM70 112V113H69ZM72 112V113H71ZM193 112V113H192ZM218 112V113H217ZM225 112H226V114H225ZM239 112H240V115H239ZM79 113V114H78ZM81 113H83V114H81ZM128 115H127V114ZM192 113V114H191ZM227 116H229V115H231V116H227V118H226V116H224V114ZM242 113V114H241ZM32 114L34 115V116H32ZM81 114V115H80ZM223 114V115H222ZM238 114V115H237ZM197 115H199V116H197ZM242 115H244V116H242ZM36 116V117H35ZM83 116V117H82ZM197 116V117H196ZM242 116V117H241ZM231 117H233V118H235V119H231ZM133 120V122L131 121L130 122V120L131 119ZM223 118V119H222ZM130 119V120H129ZM135 119H137V120H135ZM190 119V120H191ZM212 119V120H211ZM229 119H231L230 121H229ZM244 119V120H243ZM120 120H122V121H120ZM137 121V122H135V121ZM118 121H120V122H118ZM222 121V122H221ZM224 121V122H223ZM229 121V122H228ZM123 122V123H122ZM202 122V123H201ZM244 122V123H243ZM136 123V124H135ZM201 123V124H200ZM225 123V124H224ZM240 123V124H239ZM135 124V125H134ZM245 124V125H244ZM133 125V126H132ZM136 125H137V127H136ZM245 127H243V126ZM135 126V128H133ZM207 126H208V129H207ZM122 127V128H121ZM138 127L140 128L139 129V131L141 130L143 133L141 134V132H140V134H138L139 133V131L137 132V130H138ZM114 128V129H113ZM205 128V129H204ZM212 128V129H211ZM203 129L205 130V131H203ZM131 130H133L132 132H135V133H132L131 132ZM211 130V131H210ZM182 131V132H181ZM186 132L187 131H184L183 129L182 130H180V132L178 131L177 133H179L178 135H180V137L177 135V133H175L176 135H172V142H173V140L174 139H176L174 142H176V141H179V142H176V144H177V146L175 145V143L173 142H171V138L169 139V141L171 142V144H173V146L175 145V147H177L178 148V152H181V153H183L184 152V154L183 155H185V154H187V152L186 151H189L190 152V147H187V144L186 145H184L183 146V144H185V143H187V140H186V142L184 143V137L185 136H182L181 137V135H184V134H186ZM207 132V133H206ZM121 133V134H120ZM124 134V136H125V134H127L125 137H128V139H127V141L125 140L126 138H124V136H123V134ZM134 134H137V136L136 135H134ZM208 134V135H207ZM215 134V135H214ZM138 135L140 136V137H138ZM189 135V133H187L186 134V137L185 138H187V136ZM204 135V136H205ZM178 137V139L176 138V137ZM141 137V138H142ZM175 137V138H174ZM123 138H124V140H123ZM130 138V139H129ZM183 141V143H182V141ZM128 141H130V143L128 142ZM218 141V144H220L219 146H218V144L216 143ZM132 142V143H131ZM224 142V143H223ZM225 142L227 143V145L225 144ZM181 144V148L180 147H178V145H180ZM217 144V146H215L216 144ZM221 143H222V145H221ZM225 144V145H224ZM186 146V147H185ZM225 146H226V148H225ZM186 149H185V148ZM180 148V149H179ZM183 148H184V150H183ZM223 148H224V150H223ZM228 148V149H227ZM10 150V151H9ZM225 150H227V151H225ZM16 151V150H15ZM229 151V152H228ZM242 151H243V153L245 154H243L242 153ZM246 151V152H245ZM186 152V153H185ZM227 152V153H226ZM250 154H249V153ZM21 153V154H22ZM246 153L247 154H249V155H246ZM22 154V155H23ZM86 154V155H85ZM189 154H191V155H193V151L191 150V153H189ZM189 154H187V157H189V158H187L186 156H183L182 154H181V156H180V154L178 155V157L180 158V159H178L177 158V164H178V166L180 165H182V163L181 162H183V157H186L187 158V160H189V159H191V155L189 156ZM217 154V155H216ZM228 154V155H227ZM237 154V155H236ZM238 154H239V156H238ZM235 155V156H234ZM240 155L242 156V157H240ZM24 156V157H25ZM98 158H97V157ZM234 156V157H233ZM86 157H88V158H86ZM218 157V158H217ZM236 157V158H235ZM239 157V158H238ZM91 158V159H90ZM185 158V159H186ZM217 158V159H216ZM237 158H238V160H237ZM247 158V159H246ZM253 158V159H252ZM90 159V160H89ZM243 159V160H242ZM181 160V161H180ZM216 162H215V161ZM242 162H241V161ZM91 162V163H90ZM103 163V164H102ZM241 163V164H240ZM106 164V165H105ZM12 165V164H11ZM12 166H15L16 168H18V171H17V173H14V176L12 177L13 179H11V178H9L10 180H11V184H10V187H9V189L10 190H12L11 192H10V190L8 191V190H6V193H7V191L8 192H10V194L8 195V196H10L11 197V200H10V198L9 199H7L8 200V202L9 203H12L11 201H13L14 202V204L16 205V206H13L12 204H8L7 203V201L5 202L4 200H5V195H7L6 193H5V191L3 192V194L0 192V199H2V200H0V207H2V204L5 202V203H7V204H5V207L3 206L2 207V209H3V212H1V213H4V214H2V216L3 217H5L6 219H8V216L7 215H5V214H10V211H11V213L12 214H8L10 217L9 218H11V220H13V219H15V217H16V214H17V210H18V208L19 209H21L23 206H24V204H25V201L27 200L26 198H27V195L29 194V195H32V194H34L35 193V190L32 188V187H34V185L36 186L37 184H38V177H36V175H34V174H32V173H29L28 171H29V169H26L25 167H23L22 165L21 166H17V165H12ZM107 166V168H105ZM109 166V167H108ZM218 166L220 167V168H218ZM225 166V167H224ZM229 166V167H228ZM104 167V168H103ZM128 167H130V169H128ZM214 167H216L215 168V170H216V172H218L217 170H219L220 172V176H222V181L223 182H221V183H223V185L220 183V181H221V177H219V174L217 173V175H218V177H217V175L215 174V170H214ZM228 167V168H227ZM238 167V168H237ZM235 168H237L236 169V172H235ZM22 169H24V170H22ZM106 169L108 170V171H106ZM222 169H223V171H222ZM227 169V170H226ZM230 169V170H229ZM115 172H114V171ZM229 170V172H226V173H224L225 171H228ZM232 170V171H231ZM21 171H23V172H21ZM121 171V172H120ZM230 171H231V173H230ZM114 172V173H113ZM223 172V173H222ZM123 175H122V174ZM129 173V175H130V177H128L127 176V174ZM131 173V174H130ZM227 173H229V174H227ZM19 174V175H18ZM56 174V173H55ZM113 174H115L114 176H113ZM120 174H121V176H120ZM216 176H215V175ZM223 174H227V175H229V176H227L226 178H223L224 176H223ZM233 175V176H232ZM32 176L34 177V180H32ZM118 176H120L119 178H118ZM123 176H124V178H123ZM138 176V177H137ZM231 176V177H230ZM31 177V178H30ZM216 177V178H215ZM229 177H230V179H229ZM28 178H30V179H28ZM113 178V179H112ZM126 178H128V179H126ZM129 178H131V179H129ZM136 178V179H135ZM219 180H218V179ZM229 180H228V179ZM120 179H126L125 181L127 182V184L125 183V181L124 180H120ZM134 179V180H133ZM138 179V181H140V182H138V183H136V182H134V181H136ZM223 179H226L227 181H225V180H223ZM115 180V181H114ZM29 181H31L32 183H34L33 185L31 184V182H29ZM34 181V182H33ZM124 181V182H123ZM132 181V182H131ZM228 181H230V184H229V182ZM231 181H232V183H231ZM171 182H170V186H171ZM226 182L229 184V185H226ZM22 183V184H21ZM25 183V184H24ZM134 183V184H133ZM142 184H144V185H142ZM224 184L226 185V186H224ZM232 184H234V185H232ZM235 184H236V187H235V189H237V191L236 190H234V186H235ZM238 184H240V186H238ZM242 184V185H241ZM18 185H20L19 187H17ZM22 185V186H21ZM102 187H101V186ZM12 186V187H11ZM24 186H26L25 188H24V191L23 190H21V188L23 189V187ZM129 186V187H128ZM134 186H138V187H134ZM174 186H175V188H174ZM182 187V194H181V192H180V188L179 187ZM238 186V187H237ZM243 186V188L241 189V187ZM14 187L16 188L17 187V189L19 190V191H14L15 189H14ZM133 187V188H132ZM146 189V194H147V197L149 196V193L147 192V190L148 189H150V190H152V191H154L155 190V193L156 194H154L155 196H154V198H152L153 200H149V198H150V196L147 198L145 195L146 194H144V191H145V189ZM150 187V188H149ZM228 189V190H226V188ZM50 188V189H49ZM143 188V190H141ZM148 188V189H147ZM175 190H177V188H178V191L180 192H178V191H175ZM220 188V189H219ZM230 188H233L232 190L230 189ZM238 188H240V189H238ZM16 189V190H17ZM26 189V190H25ZM84 189V188H83ZM132 189H134V191L132 190ZM137 189V190H136ZM184 189V190H183ZM84 190H86V188L84 189ZM130 190H132L131 192H130ZM207 190H209L208 192H206ZM221 191V193H220V195H219V193H218V195L219 196H217V192L218 191ZM238 190H239V192H238ZM139 191H141V193L139 192ZM143 191V192H142ZM152 191H151V193H152ZM200 190L198 189V192H199ZM226 191V192H225ZM229 191H230V194H228L229 193ZM232 191V192H231ZM15 192H16V194H15ZM17 192H18V194H17ZM130 194H129V193ZM160 192V193H159ZM167 192V193H166ZM210 192V193H209ZM241 192V193H240ZM5 193V194H4ZM19 193H21V194H19ZM132 193V194H131ZM134 193V194H133ZM154 193V192H153ZM153 193L151 194V197H153ZM158 193V194H157ZM178 193V194H177ZM195 194L194 196L192 195V194ZM223 193H224V195H226L225 193H227V196L226 197H224V195H223ZM235 193H237V195L235 194ZM13 194V195H12ZM137 194H138V196H139V198L137 197ZM142 194L144 195V196H142ZM179 196L180 194V197H178L177 195ZM198 194V193H197ZM4 195V196H3ZM17 195H18V197H17ZM25 195V196H24ZM129 195V196H128ZM236 195V196H235ZM247 195V196H246ZM13 196V197H12ZM140 196H142L141 198L144 200H142L141 198H140ZM195 196H197V198H195ZM210 196H211V198L212 197H214V198H212L213 200H210ZM221 196H222V198H221ZM237 196L238 197H240V200H239V198H237ZM3 197H4V199H3ZM22 197V198H21ZM130 197V198H129ZM178 197V198H177ZM191 197H193L192 199H191ZM229 197V198H228ZM231 197V198H230ZM14 200H13V199ZM18 198H20L19 200H20V202H21V200L23 201V202H19V200H18V202H19V205H17V199ZM134 198V199H133ZM137 198H138V200H137ZM156 198V199H155ZM164 198H165V200H164ZM218 198H220V200L218 199ZM244 198V199H243ZM141 199V201H139ZM145 199H146V201H145ZM148 199V200H147ZM176 199V200H175ZM215 199H217V202H216V200ZM225 200V202L224 201H222V200ZM243 199V200H242ZM100 199H96V202L97 201H99ZM130 200H132V201H130ZM2 201H4L3 203H2ZM16 201V202H15ZM135 201V203H133ZM143 201V202H142ZM165 201V202H164ZM211 201H213V202H211ZM221 201H222V203H221ZM240 201V202H239ZM244 201V202H243ZM143 203V206H142V203ZM192 202V204H190ZM210 202H211V204H216L217 203V205H215L214 204V206L213 205H211L210 204ZM101 204V207H102V205L104 204L103 202H101V201H99L98 202V204ZM103 203V204H102ZM138 203V204H137ZM145 203H147V205L145 204ZM150 203V204H149ZM225 203H227V205H225ZM20 204L22 205V207L20 206ZM137 204V206H135ZM139 204H141V206L139 205ZM145 204V205H144ZM164 204V205H163ZM223 204V205H222ZM231 204H233V205H231ZM8 205V207H7V209H4V208H6V206ZM134 205V206H133ZM138 205H139V207L140 208H142L143 207V213L142 212H139V211H141L142 209H139V207H138ZM192 207H191V206ZM211 205V206H210ZM9 206H10V208L13 210V208L12 207H14V209L15 210H11L10 209V211H8L7 212V210H9ZM12 206V207H11ZM18 206V207H17ZM20 206V207H19ZM229 206V207H228ZM232 206H233V208H232ZM238 207V210L239 211H237V207ZM15 207H17V208H15ZM99 205H98V209L102 212V208H104L105 209V205L101 208ZM134 207H136L137 208V210H138V212H137V210L134 208ZM152 207V208H151ZM201 208V210H200V208ZM218 207V209H221L222 207H224L225 209H227L228 211H229V214H225V215H221L220 216V219L222 218L223 219V221L225 222L223 225L224 226H219V225H217L216 224V226H215V224L214 223H212V222H210V221H208V223L210 222V225H211V227H210V225L208 226V227H210L211 229H207V231L208 232H205L206 230V227H207V225H208V223H206L205 224V222H207L206 220H207V218L205 219L204 217H206V216H208V215H206V213L207 212H209V210L210 211H212V212H218L219 210L218 209H215V208H217ZM185 208V209H184ZM57 209V208H56ZM104 209H103V211H104ZM125 209V210H124ZM195 210V211H193V210ZM196 209H198L199 210V212L196 210ZM208 209V210H207ZM51 210V211H50ZM50 210H49V212H50V214L49 215H51V212L52 213H54V211L53 210H55V208H54V206L52 207V208H50ZM132 210H135L136 212H137V214H138V220H137V218L136 217H134V216H136L135 214H136V212L134 211H132ZM146 210V211H145ZM188 210V211H187ZM4 211H6V213L4 212ZM125 211H126V214H125ZM193 211V215L191 214V212ZM198 212V214L196 213V217H195V212ZM204 213H203V212ZM207 211V212H206ZM15 212H16V214H15ZM47 212V211H46ZM49 212H47L46 214H48ZM62 211H60V213H61ZM159 212V213H160ZM189 212V213H188ZM201 212V213H200ZM215 212V213H216ZM60 213L58 214L57 212L56 213H54V214H52V216H49V218L50 217H52V218H48V215H45V211H43V216H45V218L43 219V220H46L47 222L49 221V220H52V221H49L48 223L45 221V223H43L44 225L47 223V225H45V227L47 228V226L49 227L48 229L49 230H47V232L49 231V237H51L52 238V236H53V243H54V241H55V244H53V246L55 247V248H58V251H59V249H60V251H59V253H61V256H63V254H64V249H67L68 250V248H69V250H68V252L69 251H74L75 250V248H76V251L77 250H79V249H81L82 248V244H80V245H78L79 243H77L78 242V240H77V242H76V240H75V236H76V238H77V232L79 233V235L81 234V228H79V227H81L82 225H83V223H82V220L80 219V217L78 218V216L75 214V213H73V211H68V212H63L61 215H60ZM134 213V214H133ZM141 213V214H140ZM199 213H200V215H199ZM231 213L233 214V215H231ZM237 213V214H236ZM130 214H132L133 215V217H132V215H130ZM143 214V215H142ZM190 214V215H189ZM204 214H205V216H204ZM208 214V213H207ZM1 215V214H0ZM13 215H14V217H13ZM53 215H54V218H57V219H54V221H53ZM56 215H58V216H56ZM128 215V216H127ZM141 215V216H140ZM203 215V216H202ZM2 216H0V222H1V224H2V226L4 225V227H5V225L7 226V221H6V219H5V221L3 222V217ZM56 216V217H55ZM192 216H193V218H192ZM231 216V217H230ZM233 216L235 217V219H233ZM133 218V221H132V218ZM197 217H199V218H197ZM205 219H203V218ZM224 217V218H223ZM13 218V219H12ZM130 218H131V220H130ZM134 218H136V219H134ZM141 218V219H140ZM168 218V219H167ZM172 218V219H171ZM195 218H197V219H199L200 220V218L202 219V222H204V223H202V227L200 226L201 224H199L198 225V223L199 222H196L197 223V226H193V225H195L196 223H193L192 221H195ZM48 219V220H47ZM59 219V220H58ZM186 219V220H185ZM196 219V220H197ZM233 221H232V220ZM238 219V220H237ZM8 220H10V219H8ZM60 220H64V221H60ZM68 220V221H67ZM72 220H73V222H72ZM141 220V221H140ZM179 220H181V221H183L182 223L179 221ZM190 220V221H189ZM15 221V220H14ZM69 222V221H71L70 222V224H68L67 222ZM134 224V226H132L131 224V222ZM139 221V222H138ZM6 222V224H3V223H5ZM50 222H52V223H50ZM57 222V223H56ZM62 222H64V225H63V223ZM136 222V223H135ZM192 222V223H191ZM200 222H201V220H200ZM11 223H15V222H11V221H8V224H11ZM49 223L50 224H52L53 226H49ZM54 223H55V225H54ZM59 223V224H58ZM60 223H62V225L66 228H64V227H62V225H60ZM66 223V224H65ZM72 223H73V226L71 227L70 225H72ZM81 223H82V225H81ZM131 223V224H130ZM140 225H139V224ZM177 223V224H176ZM181 223V224H180ZM186 223V224H185ZM168 224V225H167ZM178 224H180V225H178ZM188 225L187 226V228H186V230L184 229L186 226H184V225ZM190 224V225H189ZM192 224V225H191ZM203 224L206 226H203ZM226 224H229V225H227L226 226ZM56 225H57V227H56ZM67 227H66V226ZM81 225V226H80ZM61 226V228H60V231H62L61 229H63L64 228V232L66 231V233H67V236L65 235L66 233H64L63 231H62V233L58 230V228ZM68 226H70V227H68ZM190 226H192V228H190ZM226 226V227H225ZM4 227H1L0 226V228L1 229H3ZM169 227V228H168ZM199 229L198 231H200L201 233H202V231H204L202 234L203 235H205L206 233V236H203L204 238H202L201 236V239H200V237L199 236H197V235H202V234H200L199 232L196 234V232H197V228ZM215 227H217V228H215ZM227 227L229 228L228 230H227ZM231 227V228H230ZM15 228V231L12 229V231L13 232H17L16 233V235H14V236H12V237H14V239H16L15 241L16 242H18L19 241V239L17 240V235H18V237L20 238V239H24L23 240V242L25 243V242H27L26 241V239L28 240V238H27V235H25V234H23V232L21 231V230H18V229H16V227H14ZM52 230H51V229ZM68 228H70V229H68ZM194 228H196V230L194 229ZM205 228V229H204ZM226 228V229H225ZM0 229V238L2 239H0V249L2 250V248L4 247V246H6L5 245V243L3 242V241H7V243H8V239L7 238H9V235H11V234H13L12 233V231H11V234H9L8 235V233H6V231L8 232V229L6 230V228H4V230H3V234L1 233L2 232V230ZM54 229V230H53ZM80 229V230H79ZM184 229V230H183ZM190 229V230H189ZM194 230V231H192V230ZM212 229H213V231H212ZM215 229H217L216 231H214ZM233 229H234V231H233ZM51 230V231H50ZM70 230H72V231H70ZM90 230V231H89ZM133 230H135V231H137L136 233L133 231ZM173 230H175V231H173ZM209 230H211L210 231V233H209ZM233 231V233L231 232V231ZM57 231L59 232V233H57ZM179 231H180V233L182 234H180L179 233ZM187 231V232H186ZM192 231V232H191ZM226 231V232H225ZM21 232V233H20ZM50 232H52V233H50ZM88 232H89V234H90V236H89V241H92V242H95V244H96V242H101L102 240H103V237L100 235V233L96 230V229H94V228H90V229H88L87 230V239H88ZM133 232V233H132ZM140 233V234H137V233ZM196 234V235H194V233ZM217 232V233H216ZM220 234H222V235H220ZM19 233H20V236H19ZM135 233V234H134ZM179 233V234H178ZM191 233V234H190ZM193 233V234H192ZM205 233V234H204ZM226 233H228V234H226ZM61 235V237L64 235L65 236V240H62L64 237H62V239H59V238H61V237H59V235ZM69 234V235H68ZM91 234H93V235H95V236H92ZM134 234V235H133ZM224 234H226V236L224 235ZM23 235L24 236H26V237H23ZM98 235V236H97ZM133 235V236H132ZM135 235L137 236V241L135 240V242H134V239H135ZM193 235V236H192ZM208 235V236H207ZM220 235V236H219ZM238 234H236V237L235 236H233V240L231 241V245L230 244H226V249L228 250H226V255H228L229 254V251L231 252L233 249V253L231 252L230 254V256L232 257V258H236V257H238V258H241V256H242V258H243V256H245L246 258H245V260H244V262H246V263H249V264H260V257H259V254H258V250H257V248L255 247V246H250V248L252 249L251 251L248 249V246L249 245H247V244H245L244 246H243V244H239V245H237L236 243L239 241V239H238V237L240 238V235H238ZM3 236V237H2ZM5 236V237H4ZM211 236V238H209ZM58 237V238H57ZM91 237V238H90ZM95 237V238H94ZM139 237H140V239H139ZM187 237V238H186ZM209 238L210 239V242H211V244H210V242H209V239H206V238ZM229 237V238H228ZM71 238V239H70ZM74 238V241L72 240ZM97 238V239H96ZM99 238V239H98ZM197 240H196V239ZM199 238V239H198ZM141 239H143V241H141ZM208 241H206V240ZM224 239V238H223ZM21 240V241H22ZM51 240V239H50ZM67 240V241H66ZM199 240V241H198ZM234 240H236V241H234ZM238 240V241H237ZM5 241V242H6ZM20 241V244L19 243H17V245L19 244V245H21V243H23V242H21ZM69 241V244L68 243H66V245H68V246H66L65 244H64V242H68ZM106 240H103L102 242H105ZM139 241V243H141V245L142 244H145L144 246L142 245V246H140V244H139V246H137L138 244H137V242ZM3 242V243H2ZM62 242V243H61ZM74 242H76L75 244L76 245H78V247H76V245H74L73 243ZM206 242H207V244H206ZM235 242V243H234ZM2 243V244H1ZM24 243L21 245V246H23L24 247ZM56 243L58 244V245H56ZM73 245H72V244ZM106 243V242H105ZM105 243H103V244H105ZM133 243V244H132ZM148 243H149V245H148ZM9 244V243H8ZM7 244V245H8ZM64 246H63V245ZM99 244H101V243H99ZM132 244V245H131ZM136 244V245H135ZM146 244H147V246H149L148 248L149 249H151V248H153V250H152V252L150 253V251H148L147 252V254L149 253V256L147 257V255L146 256H144L145 255V252L144 251H146V250H148V248L145 250L143 247H145L146 246ZM181 244L184 246L183 248L181 247ZM235 246H234V245ZM10 245V244H9ZM6 246L5 248L7 249V247H8V249H7V251H11V253L13 254V255H15V253H17L16 255H20L21 253H22V251H23V247L22 248H20L19 246H17V247H19L20 248V250L18 249L17 251H19V252H17L16 250H14L13 251V246L12 247H10V246ZM62 247V248H59L60 246ZM70 245H71V247L72 248H70ZM133 245H134V247H133ZM228 245H229V247H228ZM233 245V246H232ZM242 245V246H241ZM247 245V246H246ZM16 246H15V249H17L16 248ZM58 246V247H57ZM79 246H81V248L79 247ZM101 247H103L102 246V244L100 245ZM105 246V245H104ZM146 246V247H147ZM177 246H179V245H177ZM240 246H241V248H240ZM9 247L11 248V249H9ZM65 247V248H64ZM139 247V248H138ZM145 247V248H146ZM167 247V246H166ZM165 247V248H166ZM201 247V248H200ZM233 247V248H232ZM238 247H239V250H238ZM243 247V248H242ZM244 247H246L245 249H244ZM253 247H254V249H253ZM64 248V249H63ZM79 248V249H78ZM105 247H103L102 249H104ZM133 248V249H132ZM136 248H138L139 250H141V252L139 251V250H137ZM156 248V249H155ZM182 249V251H181V249ZM185 248V249H184ZM21 249H22V251H21ZM62 249V250H61ZM70 249H72V250H70ZM119 249H120V251H119ZM134 249H136L137 250V253L140 255V253H141V255H142V258H140L141 257V255L139 256L137 253H136V250H134ZM144 251H143V250ZM177 249H179V250H177ZM241 249H243V250H241ZM67 250H66V252H65V255L67 254L69 257H72V255L74 254V253H72V252H70V253H68L67 252ZM155 250V251H154ZM159 250V251H158ZM167 250L170 252V254L168 255V252H167ZM173 250H174V252H173ZM235 250H237L239 253H237V251H235ZM246 250H248V251H250V252H248V251H246ZM7 251H4L3 252V250H2V252H0V254L2 255L3 254V256L4 257H6L7 256V258L8 257H11V258H8V259H10L9 261H8V259L7 258H2V256H0V259H1V261H2V264H3V262H4V264H5V262H6V264H14V262H13V260H14V257H16V256H11L12 254L10 253V252H7ZM16 251V252H15ZM140 253H139V252ZM178 251V252H177ZM184 251V252H183ZM254 251H255V253H254ZM115 252V253H114ZM121 252V253H120ZM132 252H134V254L132 253ZM143 252V253H142ZM156 252H159V253H156V255L157 254H161L160 255V257L162 256L163 257V255H164V258H165V260H164V258L162 259V258H160L159 256H156L155 255V253ZM166 252V253H165ZM227 252H228V254H227ZM4 253H7V255L5 256V254ZM9 253L11 254V255H9ZM135 253H136V255H135ZM154 255H153V254ZM164 253V254H163ZM242 253V254H241ZM113 254H115V256L113 255ZM119 254V255H118ZM163 254V255H162ZM167 254V255H166ZM237 254H238V256H237ZM239 254H240V256H239ZM243 254H245V255H243ZM247 254H248V256H247ZM251 254V255H250ZM153 255V256H152ZM166 255V256H165ZM179 255V256H178ZM235 257H234V256ZM258 255V256H257ZM68 256H64L66 259H67V257ZM136 256H137V258L139 257V259H136ZM152 256V257H151ZM13 257V258H12ZM114 257V258H113ZM115 257H117V258H115ZM131 257H133V258H131ZM154 257H159L162 261H160V259L159 258H154ZM228 257V256H227ZM113 258V259H112ZM146 258H148V259H146ZM230 258V257H229ZM231 258V259H232ZM241 258V259H242ZM248 258V260H246ZM3 259H6L9 263H7V261L5 260V261H3ZM38 259V260H37ZM36 259V262H34L33 264H35V263H37V264H44V262H45V259H44V261H43V259H41V262H40V260H39V258H37ZM70 259V258H69ZM92 259V258H91ZM111 259V260H110ZM143 259H145V261L143 260ZM182 259V260H181ZM185 259H187V260H185ZM193 259V260H192ZM86 260L87 259H85L83 262H85V264H89V263H94V264H97L98 262H97V260H95L94 262H93V260L94 259H92V261L91 262H88L89 261V258H88V260H87V262L88 263H86ZM141 260V261H140ZM166 260V261H167ZM175 260V261H174ZM243 260V259H242ZM149 261H151V262H149ZM171 261H173V262H171ZM13 262V263H12ZM40 262V263H39ZM61 262V261H60ZM65 262H67V260H65ZM82 262V264H84ZM96 262V263H95ZM127 262V263H126ZM143 262V263H142ZM169 262H171V263H169ZM178 262V263H177ZM1 263V262H0ZM64 263V261L63 262H61L60 264H63ZM98 264H100V262L98 263Z\"/></svg>",
  "mask_w": 264,
  "mask_h": 264
}]
</instances>
